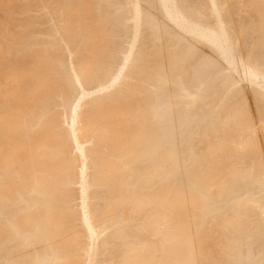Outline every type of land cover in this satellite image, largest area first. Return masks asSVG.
<instances>
[{
    "label": "rangeland",
    "instance_id": "374dc122",
    "mask_svg": "<svg viewBox=\"0 0 264 264\" xmlns=\"http://www.w3.org/2000/svg\"><path fill=\"white\" fill-rule=\"evenodd\" d=\"M8 1H9V7L11 6L10 9L13 8V12L15 9L19 10V11L15 10L18 14L16 12L14 13L15 15L17 14L15 19L18 18L17 21L20 23L19 24L20 27L19 26L17 27V29H19L18 31L20 32V33H17V37H19V34H22V35L26 34L25 37L20 35L24 38H22V42L20 43V45H21L20 46V52H19L20 54H18V56L23 55L24 53L26 55L28 54L27 56H29L31 54L33 55L34 52L39 51L38 53H36L34 55L37 56L39 54L38 55L39 57L37 56L36 60H38V59H39L38 61L41 60L40 61L41 63L40 62L38 63V61H37L38 64L36 63V64L32 65L33 63H32V61H30L31 62L30 66L32 65V67H33V68L31 67L32 72H31V70H29V69L28 70L30 71V74H31L34 72L33 70L36 68L35 73H36V71L37 72L39 71V73H36L38 76L41 75V72L43 70L42 75L44 77V82H45V85L50 88L49 89L50 92L45 96V98H47V100H44L42 102L41 106L39 105L41 107V108L39 107L40 110L38 109V111L40 113L36 114L37 113L36 112L33 115L34 117L32 116V118H34V122L32 121L33 119L31 118V116L28 115V118L29 117L31 118V120H29V123L32 124V125H30V124L29 125L31 128L33 127L31 130L32 131L36 130V131L35 132H31V130L26 131L25 129L29 128L28 123L26 121V120H28L26 115H27V113L29 114V112H27L26 115H24L22 117L23 119L20 118L21 120H18L19 119L18 117H20L22 114H24V112H22L24 110V108H22L23 109L22 110L20 108L21 106H18V104L22 105L24 102L28 101V99L33 96L34 91L31 92L33 94L29 93L28 94L29 96H26L25 94L23 96V93H21V91H19V89H16V87L17 88L19 87L21 90L22 87L18 86V85H21L19 83L20 82L19 80H22V78L19 75V77L21 79L18 80L19 77H17L16 79L14 78V80H13L12 77H16L18 75L17 73L20 74V72L18 70V63H20V61H22V59H18V57L17 58L13 57V55H12V57L14 59L12 57L11 58L13 59V61L18 59V63H16L17 61L13 62L11 59L9 60L6 57L2 59V60L6 59V60H4L5 62H3L0 59V79L2 78L3 80H1V82L3 81L5 83L4 84L3 82L2 83L0 82V89H1L0 91L5 92V94H6L5 96H3V98L4 97H5V99L8 98V100H6V102H4L5 99L2 98L3 103H5V104L2 103L3 105L1 104L2 101H0V105H1L0 106V116L2 115L1 117L5 118V120L3 118V121H6V123L11 121V119H12L11 115L12 116L13 115L18 116V117L13 116V118H17V120H18L15 123H14V121H11L14 124L11 122L7 123L8 125L9 124L13 125V126L10 125L9 127L7 126V124L5 122H2V120H1L2 123L0 122V124L1 125L3 123L4 124L2 126L0 125V128L2 127L0 129V131H2L4 129L3 127H5L7 132H14L16 134V132L19 129H22V130H19V131H21L19 133L22 135L23 130H25L24 133H26V134H23L25 136H22V137H23V140L27 139L26 140L27 142H30L33 135H35L37 132H39V130L42 128L45 130L47 129L46 131H47L48 135H47V133H45L46 138L47 137L49 138L50 133H52L53 135H55V134L57 135V136H55L56 138H54V139L51 138V140L56 139V141L58 142V144L56 143V148H54V151L52 152V154L55 152H58V156L56 158L62 157L61 158L62 161L60 163L61 166H59L58 171L60 172V174H62V175L66 174L69 177V181L64 185V187H63V185H60L57 183V185H60L59 187H63L65 189L64 196H66L61 202H58V205L61 207L62 211L67 215L65 222H67V221L70 222L69 223L70 229L72 230V228H75L77 226L76 227L77 232H78L77 239H76L74 244H72L71 242L69 243V245L71 246V249H73L74 253L72 252L71 254H72V257H74L73 260H75L76 264H85L86 263V260L89 257L85 253L86 251H89V254H91L90 260L92 263L94 262V264H108L107 262H110L109 264H155L156 261L158 264H161L160 263L161 261L163 262L162 264H164L165 262H166V264H168V263L179 264L180 261L182 263H185V264H187L188 261H189L188 264H208V263L211 264L210 262H212L214 264H219L220 261H223V264H225V262H226V264H231V263L234 264L235 262L233 261L234 262L233 263L232 259L235 260L237 258L236 260H238V258H240V257L244 258V259L248 258L249 259L248 264H251L252 261H253L252 262L253 264H263V262H264V231H261V233H260V229L258 228V226L261 223H264V222H262V221H264V218H263L264 215L261 214V216H260V215L255 214L254 210L252 209V206H253L252 203L254 204L253 201L264 196V194L262 193V192H264V189L262 188V187H264L263 186L264 183H261V182H264L263 177L261 178V175L264 176L263 175L264 174V167L261 166L262 165L261 162L264 163V158H263V156H264V153H263L264 152V125L262 124V123H264V99H260V95L256 94L254 89H249L248 87L246 88L245 83L244 84L240 83L235 88L233 86L227 85L229 83H230V85L232 84L231 82H229L230 77L228 75H226V78H225V76H222V78H220L219 73H218V71L220 70V64L217 61V59H213L215 57L212 53V50L210 49L211 47L207 46V44L205 45V43L203 44V41L201 43L200 40H197V41L193 40L188 35L185 38H183L184 36H182V34L179 31L176 32L177 30H174L175 28L170 27L171 24L164 22V20L161 19V18H163L162 13L157 8V4H155L156 3L155 0H142V2H143L142 10L147 9L146 10L147 13L143 10L144 13L146 14L145 15L146 17L144 16V13H142L144 16V18H142L143 19L142 23L145 21L144 24H146V25L148 24V25L146 26V25L142 24L143 26H146V27L142 26L141 27V29H143L142 31L140 29V33H142V34L141 35L139 34L138 39L141 38V40H138V41H140V43H138V41H137L138 44L136 45V47H137L136 50L138 49L139 51L137 50V53L135 52V54H134L135 56L134 57L132 56L133 59L130 60L131 64L129 63L131 66L128 67V65H127V67L125 69L126 71L124 70L125 72L123 74H125V75H123V76H125V77H123V76L122 77L126 78V79L124 81H123V79H120L122 81V82L119 81L120 83L118 82L120 84V88L118 87L117 84H116L117 88L115 85L109 86V84H110L109 80H111L113 75L117 72V69H118L117 66H119L118 64H121L123 56L125 55V52H127L126 48H128V46H129L128 44H130L129 43L131 41L130 38H132V37H130L131 35H129V34H132L131 33L132 28L130 29V27H131V23L134 19L133 18L134 16L132 13L133 9L131 8V6L128 7V5L130 4V3L128 4L129 1H127V0H125V1L124 0H101L102 2L99 0H91V1H89V0H44V1L43 0H16V1L8 0ZM11 1L13 4H11ZM108 1H109V3H108ZM223 1H224V6H225V11L227 8V13L225 15L232 22V23H230L231 27L229 24V22H230L229 20H227V21H229L227 23H228L229 27L232 29V32H234V36L239 38V46H241V48L239 47V49H240L241 53H243L245 56L248 57V55L251 53L249 51H252V53L255 51L254 54H252V53L250 54L249 58L250 59L254 58V60H255V57H256V60H258L257 62H259L261 65L262 64L264 65V19H262L264 16H261V14L262 15L264 14V0H259V1L255 0L253 9H251L250 7L253 6L252 2L254 0H251V1L244 0L243 2L244 3L246 2L245 4L242 2V0H240V1L239 0H223ZM122 2H124V3L122 4ZM125 2L128 5H126ZM192 2L195 5H197L199 11L202 14H206L208 16V13H209V15H210V8H209L207 0H192ZM238 2L239 3L242 2L241 6H243L242 4H244V7H246V8H242V7L238 6V5H240ZM256 2H259L258 4H260V5L258 6L257 4H255ZM236 3H237V5H236ZM77 4H79V6ZM155 5H156V7H155ZM234 5H235V7H234ZM40 6H42V7H40ZM144 6H146V7H144ZM230 6H231V9H230ZM255 6H256V8H255ZM260 6H262V7L260 8ZM6 7H8V6H6ZM258 7L260 9H258ZM101 8H102V10L100 11ZM103 8H105V9H103ZM150 8H152V9H150ZM208 8H209V10H208L209 12L207 11ZM233 8H237V9H233ZM248 8L251 11L248 10ZM88 9H89V11H88ZM96 9L97 10L99 9L98 10L99 12ZM155 9H156V11H155ZM238 9L240 11L242 10L241 13ZM243 9H245V10L243 11ZM255 9L259 10V12L257 13V10H255ZM7 10H9V9H7ZM118 10H120V11H118ZM157 10H159L160 12L159 11L157 12ZM230 10H232V11H230ZM4 11H5V14H3L4 16L6 14H9V15H11V14L8 13V11L6 12V8H5V10L3 9L2 11H0V13H1L0 14V29H1V31H0V37H1L0 38V44L5 49H7V47H5V46L8 45V43H9L8 41H10V40H8V38H10V39L14 38L13 36L16 35L17 29L15 26L18 25V22L16 23L17 25H15L16 21L14 22V20H13L14 24L11 22L10 19H9V21L11 23L6 21V20H8V18L14 19L15 15L13 14L14 16L11 15L9 17H8V15H6V17L4 18V16L2 15V12L4 13ZM25 11L26 12L28 11V12L26 13ZM238 11H239V13H238ZM248 11L250 13H246ZM155 12H156V14H154L155 16L153 17L152 13H155ZM231 12H232V14H231ZM243 12H245L247 15H245ZM235 13L239 14L240 18L237 17L238 15L235 16L236 15ZM242 13L244 16L242 15ZM65 14H67L68 16H65ZM97 14H98V17H97ZM248 14H249V16H248ZM258 14H260V15H258ZM28 15H30V16H28ZM76 15H77V19H76ZM149 15H151V16L149 17ZM156 15L157 16L159 15L158 18L160 19V21ZM233 16H235V17H233ZM250 16L252 18L249 19ZM254 16H257V17L255 18ZM231 17H233V19ZM1 18L2 19L4 18V19L2 20ZM58 18H60V19H58ZM53 19L55 20L54 22H53ZM129 19L132 21L131 22L128 21ZM48 20H49V22H48ZM73 20H75V21L73 22ZM97 20H99V21L96 22ZM161 20H163V21H161ZM238 20H239V22H238ZM241 20L243 22L245 20V23L240 24V22H242ZM248 20L249 21L251 20V21L249 22ZM260 20H262L263 23L260 22ZM32 21H33V23H32ZM52 22H53V26H52ZM95 22H96V24H95ZM234 22L237 24H235ZM254 22H255V24H254ZM165 23H167V24H165ZM11 24H13L14 26L13 25L11 26ZM24 24H25V26H24ZM150 24H151V26H150ZM158 24H159V26L160 25H162V26L159 27ZM97 25H98V27H97ZM119 25H121V26H119ZM122 25H124L125 27ZM163 25H164V27H163ZM246 25H249V27H251V28L249 29V27L248 26L246 27ZM156 26L158 27L157 29L154 28ZM165 26H167L168 28H165ZM12 27H14L15 28L14 30H16V31H14L15 34H13V32H12L13 31ZM53 27H55L56 29ZM24 28L26 30H24ZM149 28L152 31H150ZM20 29L22 31H20ZM158 29H160V32L159 31H157V32L160 34H158L156 32V30H158ZM162 29H164V30H162ZM166 29H169L170 31L166 30ZM9 30L11 31L10 34L8 33V32H10ZM56 30L58 32L60 30V33H58ZM235 30H236L237 34H235L236 33ZM238 30H239V32H238ZM4 31L5 32L7 31V32L5 33ZM53 31L55 32L54 34H53ZM242 31H244L245 33ZM22 32L23 33L25 32V33L23 34ZM172 32H173V35H172ZM249 33H250V35H249ZM56 34H58V35H56ZM65 34H66V36H65ZM246 34H247V36H246ZM151 35H153L155 37L152 38L153 36L150 37ZM179 35L181 36V39H178V38H180ZM160 36H162V37H160ZM250 36H253V37H250ZM145 37H147V38L145 39ZM187 37H189V38H187ZM58 38H61V39H58ZM101 38H102V41H101ZM123 38H124L126 43L124 42ZM126 38H127V40H126ZM142 38H143V40H142ZM255 38L257 41L256 40L254 41ZM154 39L156 40L155 43L153 42V41H155ZM157 39H161V40H158V42H157ZM260 39H261V41H260ZM128 40H130V41H128ZM45 41H47V42H45ZM60 41L61 42L64 41V43H61ZM192 41H194V42L191 43ZM151 42H153L154 44ZM160 42H163V43H160ZM186 42H188V43H186ZM241 42H242V44H241ZM67 43H69V44L67 45ZM22 44H23V46H22ZM73 44H74V46H73ZM78 44H79V46H78ZM126 44L128 45L127 47H126ZM141 44H144V45H141ZM176 44H178L179 46ZM199 44H201V45H199ZM252 44L255 46V48L250 47V48H253V49H250L249 46H252ZM189 46H191V47H189ZM65 47H67V48H65ZM73 47H74V50H73ZM173 47H174L175 52L173 50ZM176 48H178V49H176ZM203 48H204V50H203ZM248 48H249V50L247 51ZM97 49H98V54L96 52ZM199 50L202 52H200ZM69 51H72V52H69ZM73 51H75L76 53ZM155 51H156V53H154ZM68 52H69V55H68ZM246 52H248V53H246ZM71 53L73 55H70ZM202 53H203V55H202ZM74 54H76L75 57H74ZM185 54H186V56H185ZM197 54H199V55H197ZM206 54H207V57H206ZM155 55H156V59H154V61H152ZM68 56L69 57L71 56V58L69 59ZM207 58L209 61L207 60ZM67 59L71 61V67H69L70 65H68V64L70 63V61H68ZM205 59L209 63H211L212 60H214V62H212L213 64L218 62L215 65L218 66L219 68L216 66H213L212 63L210 65H209V63H208V65H206L207 62ZM85 60L87 63L89 73L91 74L87 78L81 77L82 75L80 72V62L85 61ZM138 60H140V61H138ZM261 61H262V63H261ZM11 62L15 63V65L16 64L17 65L14 66V64H12ZM9 63H11L14 68H12V65L10 64L11 65L10 66ZM5 64L8 65V66L7 65L6 66L9 69L5 66ZM152 64H153V68L155 65L154 73H148L147 74L148 71L153 70ZM40 66H41V68H40ZM136 66H138V67H136ZM38 67L40 69H37ZM4 68L7 70L5 71ZM71 68H73L74 70H72ZM127 68H129V70ZM201 68H202V70H201ZM211 68H213V73H212ZM214 68H216L215 72L217 71V73L214 72ZM14 69H16V70H14ZM26 69H27V67H26ZM8 70H12L15 73L14 74L11 71H9V72H11V74H13V76L10 78H9L10 75H7V74H9V73H7ZM15 71H18V72H15ZM76 71H77V73H76ZM205 71H207L208 73L210 71L212 73V74L209 73L210 76L215 75L214 79L220 78V80L215 79V81H214L213 76L210 77L208 75V73ZM4 72H6L7 74H5ZM63 72H65V73H63ZM78 72L80 73L81 76H79ZM199 72H201V74ZM3 73H4V75H3ZM74 73H76L78 75V77H80L79 79H80L81 84L88 87L89 89H96V88L100 87L98 90H96V92L97 91L99 92V90L101 89L102 83L104 85H106V84L108 85L107 86L108 88L106 89L107 92L106 91L102 92L103 87L106 88L105 86H103L102 90H100V94L98 92H97L98 95L96 94V92H95V94L93 93L94 99L89 96V97H87L89 99L86 98L87 100L84 98L83 102H86V103H83V102L80 103L82 110L79 109V111L82 113L79 112V115H80L79 117L83 121L81 123L83 128H82V131L80 132L81 135L78 134L79 137L81 136L80 139L77 135L78 140H80L81 144L84 143L85 144L84 146L88 145V147L89 146L91 147V148L86 147V149H85L86 154L84 153V156H80V159H82L84 161L85 158L87 159V157H89L87 160H85L87 162H84V163H87V164H85V167L88 169L87 170L88 172L86 171L87 172L86 177L88 178V176L90 175L89 178L87 179V181L89 183V189H90L89 202H90V204H92L91 205L92 207L90 206L89 208H91L90 211L92 212V217H93V218L91 217V219H94L91 221L95 224V227L97 230V235H98L97 240L99 239L98 243H94L95 240H93V242H92L91 240L86 238V235H85L86 231L84 230V227L78 225V223H80V221H81L79 219V217L81 216V205H80V203H81L80 198L81 197L79 194L80 193V190H79L80 185L78 186L77 184L78 183L81 184V182H80L81 181L80 180L81 179L80 178L81 172L79 171V169H81L82 163H79L80 159L78 157H79L80 153L79 152L75 153V151H77V150H75V148L73 147L72 141H71V136L68 132V126H69L68 123L70 121L71 110H72L71 108H73L74 104L76 103L77 97L80 95V92H78V91H80L78 88L80 86H78L79 83L76 82V80L74 79V77H75ZM176 73L179 74L180 77L179 76L176 77L177 76ZM205 73H207V74L205 75ZM190 74L192 75V77ZM195 74L199 75V77ZM216 74H218L217 77H216ZM1 75L8 76V79H7V77L3 78ZM126 75L130 78L126 77ZM146 75H149V76H146ZM193 75H195V76H193ZM207 76H209V77H207ZM176 78L177 79L180 78V84L182 86H180V84L178 83L179 79L177 80ZM208 78H211V79H208ZM129 79H131L130 82H129ZM161 79H162V81H161ZM165 79H166V81H165ZM204 79L205 80L208 79L209 81L207 80V83H205L206 81ZM212 79H213V81H212ZM226 79L229 80L228 83H225V82H227ZM172 80H174V81H172ZM183 80H184V82H183ZM216 80H218V81H216ZM221 80L223 81L224 84H222ZM132 81H133V83H132ZM134 81H135V83H134ZM169 81H170V83H169ZM202 81H204V82L201 83ZM141 82H143V84ZM158 82H160L161 85ZM208 82L210 84L209 86H208ZM156 83H158L160 86ZM204 83H205L207 89L203 87V86H205ZM190 84H192V85H190ZM199 84L203 85V86L200 85V87L202 86L203 89L201 88L199 90L200 87L197 88V86H199ZM221 84H222V86H221ZM147 85H149V86H147ZM177 85L180 86V88ZM189 85H190V87H189ZM239 85L241 86L240 88L238 87ZM220 86L225 87V88L223 89ZM12 87H14V88H12ZM149 87H151L152 89ZM183 87H186V88H183ZM230 87H231V89H230ZM8 88H9V90H7ZM110 88H111V90L108 91V89H110ZM112 88H113V90H112ZM177 88H178V90H177ZM188 88H189V91L194 90V91H196V93L198 92L197 96L199 98H196L195 96H194L195 98L191 97L190 99H193V100H190V102H189L188 97H183V96H186L187 93L185 95V93L182 92L183 91L182 89H184V92H186L188 90ZM194 88H197L199 91L197 89L195 90ZM159 89H161V90L163 89L162 91L164 93L170 92L169 93L170 96H168V94H163V92L162 91L160 92ZM233 89H236V90H234V92H233ZM14 90H16V91H14ZM155 90L159 91L160 93L156 92ZM164 90H166V91H164ZM176 90H177V93L180 90V92L183 94H181L179 92L178 93L179 95H178L177 93H175ZM8 91H13V92L19 91L18 95H20V93H21L22 98H21V96H20V99L18 98L19 96L15 97L17 95L15 93H12V92H9L11 96L7 95ZM201 91H202V94L205 92V94H204L205 96H203L201 94ZM101 92H102V94H101ZM199 92H200V94H199ZM224 92L227 96L232 95V98L228 99L229 101L227 100L228 97H226ZM103 93H105V94H103ZM13 94H14V96H13ZM241 94H242V96H241ZM160 95H163V96H160ZM233 95H234V97H233ZM6 96H7V98H6ZM12 96L14 99L13 103L11 101ZM175 96H179V97H177V100L175 99L176 98ZM250 96H251V98H250ZM1 97H2V95H1ZM59 97H61L62 99ZM162 97L165 99H163ZM222 97H226V98H222ZM101 98L102 99L105 98L107 100V107H108L109 111L107 113H106V111H100V113L99 112L96 113L97 117L95 116V117L91 118L92 122L86 123V121H85L87 119L86 115L88 114L87 112L90 109V106L94 105L93 103H95L97 100H99ZM184 98H186V99H184ZM15 99L16 100L19 99V101L18 100L16 101ZM182 99H183V102H182ZM194 99L196 100V102H194ZM198 99L200 101H197ZM221 99L223 101H221ZM247 99H248V101H247ZM20 100H22V101H20ZM185 100H187V101L184 102ZM15 101H16V103L18 102L16 104L17 107L15 106ZM103 101H101V102H103ZM191 101H192V103H191ZM19 102H21V103H19ZM188 102L191 105L195 104L196 109L194 106L193 107L191 105L187 106V105H189ZM220 102L222 103L221 105H220ZM46 103H47V105H46ZM152 103H157L159 105V110H161V111H163V109L166 108L168 110L169 116L172 118L171 120L169 119L170 120L169 126H171V127H168L170 129V132L172 131V133L169 132V136H168L169 138L167 139V141L165 143L167 147L171 143L170 144L171 149L169 147L168 148L171 150L172 154L169 155V157L171 156L170 159L168 157H167V159L165 157L164 158L162 157L164 160L168 161V164L166 163V161H163L162 159H160L161 155L159 157V155L157 153L152 151L151 146L154 145L156 142H158V140L161 139L160 134L158 132H155V130L153 129L155 127V125H154L155 122L158 120L157 119L158 115H156V111H154V113H155L154 114L153 111H151L150 109L146 110V108L150 107ZM83 104H84V106H83ZM98 105H99V102H98ZM170 105H172V106L170 107ZM212 105H213V107H212ZM216 105H218L219 110H217V108H215ZM223 105L224 106L226 105L225 108L223 107ZM24 106L25 105H22V107H24ZM48 106L50 108H48ZM9 107L14 109V111L12 109H10ZM13 107H16V109H18L16 115H15V113L11 114V111L16 112L15 111L16 109ZM57 107H59V108H57ZM182 107H183V109L181 110ZM186 107L191 108V109H189L190 113H188V114L186 113L188 111ZM210 107H212V108L210 109ZM244 107H245V109H244ZM20 109H21V111H20ZM200 109H201V111H198ZM230 109H231V112H230ZM111 110H114L115 112L111 113ZM195 110H196V112H195ZM3 111H4V113H3ZM18 111L20 113L22 112L20 116H19ZM42 111H44V112H42ZM182 112H184V113H182ZM206 112H209V113L211 112L210 114H213V112H214V114L210 115L208 113L209 114L208 115ZM205 113H206V115H205ZM7 114H10L9 115L10 121L8 120ZM183 114H184V116H183ZM46 115H47V117H46ZM68 115H70V116H68ZM215 115L220 116V119L218 117V120H217V117ZM37 116H38V118H37ZM251 116H254L255 118L251 117ZM25 117L27 119H25ZM44 117H45V119H44ZM174 117H176V118H174ZM184 117H187L186 120ZM207 117H208V119H206ZM211 117H213V118H211ZM41 118H42V120H40ZM12 120H15V119H12ZM23 120L26 122L24 123ZM199 120H200V122H199ZM20 121L23 124H20L21 123ZM45 121H46V124H45ZM205 121H206V123H205ZM211 121H213V122L215 121V124L213 122L211 123ZM64 122H67V124H65ZM180 122H182V123H180ZM196 122H197V124H196ZM37 123H39V124H37ZM200 123H202V124H200ZM258 123H259V125H258ZM5 124H6V126H5ZM16 124L18 125V127ZM24 124L28 128L23 126ZM198 124H200V127ZM44 125L45 126L49 125V126L48 127L46 126L47 127L46 128ZM197 125H198L199 130L202 132V135L200 134L201 132L196 131V130H198L196 128ZM214 125L218 126L219 128H216V126H215V128H213V131L215 129L216 130L213 133V131H211V130H212V127H214ZM14 126H16L18 129ZM24 127H25V129H23ZM179 127H181V129ZM190 127L193 129H190V131H189L188 129ZM210 127H211V129H210ZM54 128L56 129L55 132H54ZM172 128H173V130H172ZM14 129L16 131H14ZM83 129H86V130H83ZM202 130L204 131V133ZM93 131H94V134H93ZM130 131H135V132H138L140 134L141 139L139 141V149L141 150V152H139V153H141V155H138V153L136 154V152L132 151L129 147L128 135H129ZM150 131H151V133H150ZM218 131H219V133H218ZM253 131H254V134H253ZM3 132L4 131H2L0 133L4 136L7 132H4L5 134H3ZM27 132H30L29 133L30 138L27 137V136H29L27 134ZM190 132L192 133V135H190L191 134ZM216 132H217V135H215ZM246 132H248V134ZM250 132H252V136H251ZM31 133H33V134L31 135ZM83 133L86 135H84ZM193 133L195 136L196 135L197 136L199 135V136L198 137L196 136L197 137L196 138L193 135ZM1 134H0V140L2 141V139H3L5 141V138L6 137L8 138L10 133L9 134L7 133L5 138H2L3 136ZM20 134H17L19 139L22 138ZM167 135L168 134H166V136ZM247 135H249V136L247 137ZM13 136H15L16 138ZM17 136L13 134L12 136L10 135V137H9L10 139L8 138L11 142H13L12 145L10 142V144L8 145L9 147L7 146V148H9L10 150L7 149L6 147H5L6 150L4 148V145L6 146L9 142L8 139H7V141H5V144L2 141L1 145H0V149H1L2 143L4 144L2 146L3 148L1 149V150L4 149L3 150L4 152H2L0 150L1 155L4 153L3 156L0 155V157H3V158H0L1 159L0 161L1 162L6 161L7 163L6 162L5 163L8 166V167L5 166L6 164L4 162H2L0 164V167H1L0 171L4 168V166L6 167V169H8V171L6 169H4V171H1L0 173L4 174L6 176L8 174H11L10 175L11 177L9 175L6 177V179H8V177H9V180L11 182L9 184L11 187L8 186L10 188V195H12V193L14 192L13 189L19 184V183H16L15 180H17L19 182V178L21 176H23V174H24V173L21 174V172H25V170H23V167L25 169H27V167H25V166H28V168L30 169V170L29 169L27 170L28 174L34 172V170H35L34 167H32L33 165L28 163L29 159L26 158V155L29 156V154H30V150H28L29 143L27 146V142H25V141L23 142L22 139L19 140L17 138ZM120 136H121V138H119ZM186 136H188V137H186ZM11 137H13V139L14 138L15 139L11 140ZM236 137H239L241 139L236 138ZM234 138H235V140L236 139H239V140L235 141ZM246 138L249 141L245 140ZM259 138H261V139L259 140ZM88 139H90V140L88 141ZM91 139H93V141H91ZM183 139L185 140V142H187V144L184 142ZM44 140H45V138H44ZM207 140H208L209 144H208ZM90 141H91V143H90ZM21 142L23 145L25 143L24 146L26 148L24 146H22V148H21L20 145H18V144H21ZM188 142H189V145L193 148L188 146ZM258 142H261V144ZM92 143H94V144H92ZM191 143H192V145H191ZM233 143L235 145H237L238 147L234 146ZM256 143L258 145H256ZM14 144L18 145V146L16 145L17 150H16V148H15L16 146H14ZM185 145H186V147H185ZM259 145L262 146V148L259 147ZM12 146H14L13 152L17 153V155L15 153L16 156H14V158L16 157L15 160H14V158H13V160H12V158H10L11 156L14 155V153L10 154L12 152V150H11ZM19 147H20V149H19ZM103 147H105L106 151ZM239 147H241V148H239ZM254 147H256V149ZM258 147H259V149H258ZM14 148L16 151L14 150ZM65 148H66V150H65ZM21 149H22V151H20ZM186 149H188V150H186ZM257 149L259 151H257ZM24 150H25V152H24L25 153V160L23 159V157H24L23 151ZM26 150H28L29 152H27ZM189 150L190 151L192 150V154L194 155V157L189 152ZM237 150H238V152H237ZM260 150L263 154L262 155L263 159H260V157H261ZM69 151H70V153H69ZM7 152L10 155H6ZM18 153H23L22 154L23 157H20V154H18ZM71 153H75V155L74 154L72 155ZM183 153H184V155H183ZM220 154L221 155L223 154V155L221 156ZM255 154H258V155L260 154V156L255 155ZM5 155L7 157L9 156L10 159L9 158L8 159L10 161L12 160L13 162L14 161L16 162L17 160L20 159L16 163L14 162V164L19 165L20 168L17 167V165H13L11 162L10 163L13 166L12 165L9 166V164H8L9 160H7V158H4ZM128 155H129V157H128ZM122 156L124 157V159ZM125 156H126V158H125ZM253 157L255 159L258 158L259 160L258 159L255 160ZM21 159H22V161H21ZM82 160H81V162H83ZM161 160L164 163H162ZM192 160H194V161L192 162ZM257 160H258V163H257ZM241 161H243V162H241ZM116 162H118V163H116ZM214 162H216V163L214 164ZM21 163H22L23 167H22V165H20ZM107 164L109 166H107ZM111 164H112V166H111ZM126 164H128V165H126ZM190 164H192V166ZM1 165H4V166H1ZM122 165H124V166H122ZM189 165L191 166V168L194 171L191 170ZM14 166H16L17 168ZM78 166H80V167H78ZM104 166H106V167H104ZM116 166H118V167H116ZM164 166H165V168H163ZM129 167L131 168V170ZM187 167H188V169L190 168V171L187 169ZM251 167H253V168H251ZM18 168L21 169V172L17 171ZM117 168H118V170H116ZM133 168H134V170H133ZM227 169H228V171H227ZM103 171H104L105 175H104ZM113 171H114V174L111 175L110 173L111 172L113 173ZM119 171L121 172L122 180L120 179L121 177H120ZM165 171H166V173H164ZM186 171L189 173H187ZM3 172H5V173H3ZM144 172H146V173H144ZM193 173H195L196 174L195 176H197V177H195ZM144 174H145V176H144ZM16 175L19 177H17ZM160 175H161V177H160ZM256 175L259 179L256 177ZM112 177H114L116 179V182H115V179ZM130 177H132V178H130ZM146 177H147V179H146ZM194 177L197 179V182H196V179ZM251 177L253 178V181H252ZM78 178H79V180H78ZM168 178H169V180H168ZM260 178H261V181H260ZM148 179H150V181ZM178 179H179V181H178ZM241 179H242V181H241ZM256 179H257V181H256ZM144 180L148 181L150 183L148 184V183L144 182ZM174 180H176V181H174ZM243 181L245 182L246 185L243 183ZM258 181H260V182H258ZM2 182H4V179ZM2 182L0 181V183H2ZM103 182H105V183H103ZM120 182H123V183H120ZM174 182L176 184H174ZM239 183H240V185L242 184V186H240ZM251 183H253V184H251ZM115 184H116V186H115ZM119 184H120V187L118 186ZM143 184H145L144 187H142ZM193 184L196 187L192 186ZM148 187H150V188H148ZM191 187H193V188L191 189ZM240 187H242V188H240ZM246 187H247V189H246ZM1 188H0V190H1ZM99 188H101V189H99ZM143 188H144V190H143ZM188 188H189V191H188ZM243 188H245V189H243ZM102 189H104V190H102ZM148 189H151L150 190L151 192ZM237 189H238V191H237ZM126 190H127V192H126ZM198 190H199V192H198ZM254 190H257V191L255 192ZM147 191L150 194H148ZM245 191H246V193H245ZM257 192H258V194L261 193L262 196H258ZM119 193H121V194H119ZM254 193H256V194H254ZM246 194H248V195L246 196ZM145 195H147L148 198L145 197ZM219 195L220 196L222 195L221 196L222 198ZM218 196H219V199H218ZM254 196H256V198ZM248 197H250V198H248ZM166 199H167V202H166ZM220 199H222V200H220ZM226 199H228V200H226ZM237 200H238V202H237ZM30 202H33V204ZM117 202L120 204H118ZM225 202H227V203H225ZM121 203L124 205L121 206ZM1 204H2V202L0 201V218H1L0 224L1 225L4 222L6 223L7 221H9L11 219V214H13L16 210H19V208H23L25 211L40 210L42 212L43 218L46 219L47 213L44 212V209L46 208V206H47V209L50 207L48 203L41 202L40 200L33 199V198L27 199V201L22 202V204H20L18 206H15V204H13V203H11V206L9 205L10 207L9 206L6 207L4 205L1 206ZM102 204L104 205V208L106 209L105 212H103V213H104V215L105 214L106 215L104 218L99 220L97 215H96V212H95L97 210V209H95L96 208L95 206H99V205L101 206ZM117 206H121V207L119 208ZM206 206H208V207H206ZM248 208L249 209L251 208L250 209V211H251L250 217L251 218L249 217L250 221H248V218H247L250 215V213H249L250 211ZM229 209H231L232 212ZM148 211H149V213H148ZM190 211H192V212H190ZM213 212H215L216 214L214 215ZM145 213H147L148 215ZM231 213H233V214H231ZM202 214H206V215H202ZM124 215H126V219H124ZM144 215L148 219L145 218ZM262 215H263V217H262ZM20 216L21 215H19V217ZM209 216L211 218H214V217L215 218L211 219ZM242 216L245 220L248 221V223H245L247 221H245V220L243 221V218H240ZM245 216H246V218H245ZM153 217H154V220H153ZM151 219L154 221V223L151 222ZM209 219H211V220H209ZM131 220H134V221H131ZM231 220H233V221H231ZM202 222H203V224H202ZM210 223H211V225L209 226ZM244 223L246 224V226H248V230H247V227L245 226ZM143 224H145V226ZM192 224H195V225H192ZM158 225H160V226H158ZM124 226L126 228L129 227L128 228L129 230L127 229V231H126ZM161 226H162V228H160ZM144 228H145V230H143ZM156 228H159V229L157 230ZM3 229H2V227L0 228V245H1L0 246V264L1 263H3V264L12 263L13 260L15 261L17 259L18 260L24 259V256L26 255L23 253L24 251H28V253H33L35 249H38V247H40L42 245L45 246L44 249L48 254V255L46 254L45 258L42 259V261H41L42 263H53L52 260L54 258L56 261H59V262L61 261L60 260V258H62L61 253L57 254L58 258H56V254L51 253L53 251V249L50 247V241L49 240L44 241L42 243V245L41 244L33 245L32 241H31L32 238H29L30 235H33L32 233H30L29 235H25L23 239H20L22 232L19 228L13 229L12 227H10L6 231H3ZM153 229H155L157 231V233H155V230L153 231ZM176 229H177V231H176ZM164 230H166V232ZM194 231H195V233H194ZM230 231H232V232H230ZM238 231H239V233H238ZM250 231H252V232H250ZM112 232H120V235L109 239L108 235ZM143 233H144V235H142ZM243 233H244V235H243ZM155 235H157L160 238H158ZM249 235L251 236V238H249L250 237ZM8 236H10V237L7 238ZM144 236H145V238H144ZM156 237L158 239H156ZM163 238H165V240ZM221 238H223V239H221ZM101 239H103V240L101 241ZM97 240H96V242H97ZM243 240L244 241L246 240L245 241L246 244H245V242H242ZM249 240L251 242L253 241L252 244L250 243ZM151 241L154 243H152ZM165 241H168V242L164 243ZM21 242H27V244L24 245L25 247L21 248V246H20ZM156 242H158V243L155 244ZM234 242L236 244L238 242V244L236 245ZM125 243H126V245H125ZM130 243H132V244H130ZM163 243H164V246H166V247L163 246ZM241 243H242V245H241ZM247 243H249L248 246H247ZM133 244H135V245H133ZM143 244H145V245H143ZM187 244L189 246L188 252L186 253V255L185 254L182 255L181 251L179 249L183 245H187ZM112 245H114V246H112ZM139 245H141V246H139ZM149 245H150V247H149ZM154 245H155V247H154ZM86 246H87V248H86ZM92 246H93V249H91ZM146 246H148V247H146ZM241 246H243V247H241ZM244 246H247L248 248L244 247ZM145 247L147 249H150V251L146 250ZM109 248H111L113 252ZM154 248H155V250H153ZM159 248H162V249L159 250ZM132 249H133V251H132ZM164 250L167 251V253ZM170 250H172L173 252L171 251V253L169 254L168 252H170ZM206 250H207V252H206ZM262 250H263V252H262ZM211 252L215 253V254H212L213 257L210 254ZM246 252L247 253L249 252L248 254H250V255L248 256V254ZM252 252H253V254H252ZM172 253H174V255L177 256V258H175ZM110 254H111V256H110ZM167 254H169L171 256V258ZM150 255H153V256H150ZM210 255H211L212 260L210 259ZM230 256H231V258H230ZM183 257H185V258L183 259ZM228 257H229V259H226ZM108 258H110V259L108 260ZM151 258L152 259L154 258V259L152 260ZM230 259H231V261L229 262ZM250 259H251V261H250ZM106 260H108V261H106ZM194 260H195V262H193ZM218 260H219V262H218ZM142 261H143V263H142ZM258 261H260L262 263H257ZM111 262H114V263H111ZM31 263H32V261H31ZM61 263L67 264V263H63V260ZM220 263H222V262H220Z\"/></svg>",
    "mask_w": 264,
    "mask_h": 264
},
{
    "label": "bare ground",
    "instance_id": "6f19581e",
    "mask_svg": "<svg viewBox=\"0 0 264 264\" xmlns=\"http://www.w3.org/2000/svg\"><path fill=\"white\" fill-rule=\"evenodd\" d=\"M14 1H16V0H14ZM44 1V0H43ZM89 1H91V0H89ZM88 1V2H89ZM99 1H101V0H99ZM125 1V0H124ZM127 1H129L128 2V4H126V2ZM126 2H125V4L126 5H128V7H130L131 6V8L133 9V11H132V13H133V21L132 20H128V21H132V23H131V27H130V29L132 30V34H129V35H131L130 37H132V38H130L131 39V41L130 40H128V41H130L129 43L130 44H126V47L128 46V48H126L127 49V52H125V55L123 56V59H122V61H121V64H118L119 66H117V72L113 75V77H112V79L111 80H109L110 81V84H109V86L110 85H115L116 86V88H117V85H118V87L120 88V82L119 81H121L120 79H123V81L126 79V78H123V77H125V76H123V75H125V74H123L126 70V67H127V65H128V67L129 66H131L130 64V60L131 59H133V57L135 56L134 54H135V52L137 53V50H136V45L138 44V43H140V41H138V40H141V38L140 39H138V37H139V34L141 35L142 33H140V29H141V27L143 26V25H146V24H144V22L142 23V18H144V16L146 15L145 13H144V11L146 12V10H142V4H143V2H142V0H127ZM208 1V5H209V8H210V15H209V13H208V16L206 15V14H202L200 11H199V9H198V7H197V5H195L193 2H192V0H155V4H157V8L161 11V13H162V17L163 18H161V19H163L164 20V22H167V23H169V24H171L170 25V27H173V28H175L174 30H177L176 32H180L181 34H182V36H184L183 38H185L187 35L188 36H190L193 40H195V41H197V40H200L201 41V43H202V41H203V44L205 43V45L207 44V46H210L211 48V50H212V53H213V55H214V57L215 58H213V59H217V61L219 62V64H220V70L218 69L219 67L218 66H216L215 64L216 63H218V62H216L215 64H213L212 62H214V60H212V65L213 66H216V67H218L217 69L219 70L218 71V73H219V76H220V78H222V76H225V78H226V75H228L230 78V81L229 80H227V82H225V83H228V81L229 82H231L232 84L230 85V83L229 84H227V85H229V86H233L234 88L235 87H237V85L238 84H240V83H245V86H246V88L248 87L249 89H254L255 90V93L256 94H259L260 95V99H264V65L262 66L259 62H257L258 60H256V57H255V60H254V58L253 59H250L249 57H250V54L252 53V51H249V52H251L249 55H248V57L247 56H245L243 53H241V51H240V49H239V47L241 48V46H239V38H237V37H235L234 36V32H232V29L230 28L231 27V24L230 23H232L231 22V20H229V18L228 17H226V13H227V8H226V11H225V6H224V1L223 0H207ZM240 1V0H239ZM244 0H242V2H243ZM248 1H251V0H248ZM257 1V0H256ZM259 1V0H258ZM6 2V3H5ZM29 2V1H28ZM31 2V1H30ZM64 2V1H63ZM62 2V3H63ZM77 2V1H76ZM87 2V3H88ZM95 2V1H94ZM102 2V1H101ZM100 2V3H101ZM114 2V1H113ZM234 2V1H233ZM232 2V3H233ZM241 2V3H242ZM254 2H255V0L252 2V4H253V6L252 7H250L251 9H253V7H254ZM24 3V2H23ZM26 3V2H25ZM107 3V2H106ZM108 3H109V1H108ZM124 2H122V4H123ZM226 3V2H225ZM239 3V2H238ZM241 3H239L240 5H238V6H240V7H242V8H246V7H244V4L246 3H244V4H242L243 6H241ZM249 3V2H248ZM259 2H256L255 4H257L258 6L260 5V4H258ZM11 4H13L12 3V1H11ZM17 4V3H16ZM28 4V3H27ZM41 4V3H40ZM76 4V3H75ZM118 4V3H117ZM121 4V5H122ZM146 4V3H145ZM144 4V5H145ZM198 4V3H197ZM24 5V4H23ZM34 5V4H33ZM78 6H79V4H77ZM82 5V4H81ZM80 5V6H81ZM88 5V4H87ZM96 5V4H95ZM119 5V4H118ZM120 5V6H121ZM147 5V4H146ZM230 5V4H229ZM236 5H237V3H236ZM262 5V4H261ZM6 6H8L9 7V1L8 0H0V11H2L3 9L5 10V8H6V12L8 11V13H10L11 15H13L18 9H15L14 10V12H13V8L12 9H10L11 8V6L8 8V7H6ZM39 6V5H38ZM84 6V5H83ZM100 6V5H99ZM116 6V5H115ZM148 6V5H147ZM40 7H42V6H40ZM73 7V6H72ZM76 7V6H75ZM107 7V6H106ZM127 7V6H126ZM144 7H146V6H144ZM155 7H156V5H155ZM234 7H235V5H234ZM237 7V6H236ZM262 6H260V8H261ZM3 8V9H2ZM15 8V7H14ZM99 8V7H98ZM109 8V7H108ZM209 8L207 9V11L209 10ZM238 8V7H237ZM237 8H233V9H237ZM255 8H256V6H255ZM259 7H258V9H260ZM7 9H9V10H7ZM103 9H105V8H103ZM116 9V8H115ZM150 9H152V8H150ZM230 9H231V6H230ZM97 10V9H96ZM99 10V9H98ZM97 10V11H98ZM102 10V8L100 9V11ZM121 10V9H120ZM120 10H118V11H120ZM123 10V9H122ZM127 10V9H126ZM154 10V9H153ZM159 10H157V12L159 11ZM204 10V9H203ZM239 10V9H238ZM245 9H243V11H244ZM248 10H250L249 8H248ZM255 10H257V9H255ZM19 11V10H18ZM35 11V10H34ZM61 11V10H60ZM88 11H89V9H88ZM143 11V12H142ZM155 11H156V9H155ZM159 11V12H160ZM230 11H232V10H230ZM234 11V10H233ZM240 11V10H239ZM239 11H238V13H239ZM242 11V10H241ZM241 11H240V13H241ZM247 11V10H246ZM251 11V10H250ZM262 11V10H261ZM26 12V11H25ZM28 12V11H27ZM26 12V13H27ZM47 12V11H46ZM99 12V11H98ZM122 12V11H121ZM209 12V11H208ZM259 12V10H257V13ZM17 13V12H16ZM32 13V12H31ZM68 13V12H67ZM89 13V12H88ZM123 13V12H122ZM142 13H144V16H143V14ZM147 13V12H146ZM245 15H247L246 13H250L249 11L248 12H243ZM243 13H242V15H243ZM1 14V13H0ZM3 14H5V11H4V13L2 12V15ZM18 14V13H17ZM16 14V15H17ZM48 14V13H47ZM153 14V17L155 16L154 14H156V12L155 13H152ZM231 14H232V12H231ZM236 14V13H235ZM261 14V13H260ZM260 14H258V15H260ZM6 15H8V17L9 16H11V15H9V14H6ZM6 15L4 16V18L6 17ZM15 15V14H14ZM13 15V16H14ZM16 15L14 16V19L13 18H8V20H6V21H8V22H10L9 21V19L11 20V22L13 23V20H14V22H15V25H17L16 23L18 22L17 21V19L18 18H16L15 19V17H16ZM123 15V14H122ZM206 15V16H205ZM238 15V16H237ZM241 15V14H240ZM251 15V14H250ZM254 15V14H253ZM12 16V17H13ZM28 16H30V15H28ZM65 16H68L67 14H65ZM73 16V15H72ZM71 16V17H72ZM151 15H149V17H150ZM157 16V15H156ZM159 16V15H158ZM158 16H157V18H158ZM235 16H237V17H239V14H236ZM235 16H233V17H235ZM244 16V15H243ZM248 16H249V14H248ZM261 16H264V14L262 15L261 14ZM64 17V16H63ZM97 17H98V14H97ZM146 17V16H145ZM233 17H231L232 19H233ZM236 17V18H237ZM246 17V16H245ZM244 17V18H245ZM255 18L257 17V16H254ZM3 18V19H4ZM51 18V17H50ZM61 18V17H60ZM60 18H58V19H60ZM228 18V19H227ZM240 18V17H239ZM250 18H252L251 16L249 17V19ZM254 18V19H255ZM2 19V18H1ZM2 19V20H3ZM72 19V18H71ZM76 19H77V15H76ZM91 19V18H90ZM119 19V18H118ZM132 19V18H131ZM159 19V18H158ZM262 19H264V17L262 18ZM163 20H161V21H163ZM227 20H229V21H227ZM243 20V19H242ZM241 20V21H242ZM5 21V20H4ZM41 21V20H40ZM55 20L53 19V22H54ZM71 21V20H70ZM75 20H73V22H74ZM99 20H97L96 22H98ZM115 21V20H114ZM127 21V22H128ZM158 21V20H157ZM159 21H160V19H159ZM158 21V22H159ZM249 21V20H248ZM251 21V20H250ZM249 21V22H250ZM10 22V23H11ZM38 22V21H37ZM48 22H49V20H48ZM53 22H52V26H53ZM96 22H95V24H96ZM227 22H229V24H230V27H229V25H228V23ZM236 22V21H235ZM234 22V23H235ZM238 22H239V20H238ZM260 22H262V20H260ZM27 23V22H26ZM32 23H33V21H32ZM78 23V22H77ZM84 23V22H83ZM126 23V22H125ZM160 23V22H159ZM167 23H165V24H167ZM243 24V23H245V20H244V22L242 21V22H240V24ZM263 23V22H262ZM5 24V23H4ZM14 24V23H13ZM13 24H11V26L13 25ZM19 22H18V25L17 26H15L16 27V29H17V27L19 26ZM46 24V23H45ZM44 24V25H45ZM60 24V23H59ZM98 24V23H97ZM143 24V25H142ZM235 24H237V23H235ZM254 24H255V22H254ZM7 25V24H6ZM64 25V24H63ZM79 25V24H78ZM148 25V24H147ZM146 25V26H147ZM262 25V24H261ZM14 26V25H13ZM24 26H25V24H24ZM32 26V25H31ZM43 26V25H42ZM55 26V25H54ZM71 26V25H70ZM73 26V25H72ZM119 26H121V25H119ZM122 26H124V25H122ZM146 26H143V27H146ZM150 26H151V24H150ZM158 26H159V24H158ZM162 25H160L159 27H161ZM169 26V25H168ZM239 26V25H238ZM241 26V25H240ZM249 27V25H246V27ZM20 27V26H19ZM57 27V26H56ZM61 27V26H60ZM97 27H98V25H97ZM125 27V26H124ZM129 27V26H128ZM149 27V26H148ZM153 27V26H152ZM163 27H164V25H163ZM169 27V28H170ZM235 27V26H234ZM242 27V26H241ZM254 27V26H253ZM13 28V34H15L14 33V31H16V30H14L15 28L14 27H12ZM53 28H55V27H53ZM154 28H158L157 26L156 27H154ZM165 28H168L167 26H165ZM164 28V29H165ZM237 28V27H236ZM235 28V29H236ZM245 28V27H244ZM251 27H249V29H250ZM11 29V28H10ZM23 29V28H22ZM39 29V28H38ZM56 29V28H55ZM126 29V28H125ZM164 29H162V30H164ZM171 29V28H170ZM246 29V28H245ZM7 30V29H6ZM19 29H17V32H16V35H14L13 37L14 38H8V40H10V41H8L9 43H8V45H6L5 47H7V49H5L1 44H0V59L2 60L3 58H7V59H11L12 61H13V57H18V59H22V61H20V63H18V59H16V60H14L16 63H18V70H19V72H20V74L19 73H17L18 75L16 76V77H12L13 76V74H11V72L12 73H14L12 70H8L7 71V73H9V74H7L6 72H4L5 74H7V75H10L9 76V78L10 77H12L13 78V80H14V78L16 79L17 77H19V75H20V77L22 78V80H19V79H21L20 77L18 78V80L20 81L19 83L21 84V85H18V86H21L22 88H21V90H20V88L18 87H16V89H19V91H21V93H23V96H24V94L26 95V96H29L28 94L29 93H31V92H33L34 91V94L33 93H31V94H33V96L32 97H30L29 99H28V101H26V102H24L22 105H25L24 107H22V105H20V104H18V106H21L20 108L22 109V108H24V110L22 111V112H24V114H22L21 115V113L19 112V116L20 117H18V116H14V117H18L19 119L18 120H21L20 118H22L24 115H26V113L27 112H29V114L27 113V118H28V115L29 116H31V118H32V116L36 113V114H38V113H40L39 111H38V109H39V107L41 106V104H42V102L44 101V100H47V98H45V96L50 92L49 91V87L48 86H46L45 85V82H44V77H43V75H42V72H43V70H42V72H41V75H37L36 73H39V71L37 72L36 71V73H35V69L33 70L34 72L33 73H31L30 74V71L29 70H31V72H32V65H34V64H36L37 63V61L39 60L38 58V60H36V57L39 55H37V56H35L34 54H36V53H38V52H34L33 53V55L31 56V55H29V56H27L25 53L23 54V55H20V56H18V54H20L19 52H20V43L22 42V38H24L25 37V35L26 34H24L23 32V34L24 35H22V34H19V37H17V33H20L19 31H18ZM24 30H26L25 28H24ZM28 30V29H27ZM69 30V29H68ZM143 29H141V31H142ZM149 30H150V28H149ZM154 30V29H153ZM166 30H169V29H166ZM165 30V31H166ZM173 30V31H174ZM240 30V29H239ZM239 30H238V32H239ZM244 30V29H243ZM0 31H1V29H0ZM10 31V30H9ZM20 31H22L21 29H20ZM57 31V30H56ZM72 31V30H71ZM150 31H152V30H150ZM157 31H159L160 32V29H158V30H156V32ZM170 31V30H169ZM5 32V31H4ZM7 32V31H6ZM5 32V33H6ZM58 32V31H57ZM235 32H236V30H235ZM242 32H244V31H242ZM241 32V33H242ZM251 32V31H250ZM9 34L11 33V31L10 32H8ZM55 32L53 31V34H54ZM58 33H60V30H59V32ZM90 33V32H89ZM144 33V32H143ZM146 33V32H145ZM158 33V32H157ZM156 33V34H157ZM166 33V32H165ZM240 33V34H241ZM245 33V32H244ZM255 33V32H254ZM41 34V33H40ZM39 34V35H40ZM85 34V33H84ZM158 34H160V33H158ZM179 34V33H178ZM177 34V35H178ZM235 34H237V32L235 33ZM239 34V33H238ZM252 34V33H251ZM256 34V33H255ZM254 34V35H255ZM12 35V34H11ZM20 35H22V36H24V37H22V36H20ZM47 35V34H46ZM56 35H58V34H56ZM107 35V34H106ZM155 35V34H154ZM172 35H173V32H172ZM249 35H250V33H249ZM253 35V34H252ZM3 36V35H2ZM6 36V35H5ZM54 36V35H53ZM65 36H66V34H65ZM104 36V35H103ZM153 35H151L150 37H152ZM158 36V35H157ZM163 36V35H162ZM162 36H160V37H162ZM180 36V35H179ZM240 36V35H239ZM246 36H247V34H246ZM4 37V36H3ZM8 37V36H7ZM11 37V36H10ZM60 37V36H59ZM105 37V36H104ZM141 37V36H140ZM155 36H153L152 38H154ZM159 37V38H160ZM250 37H253V36H250ZM1 38V37H0ZM63 38V37H62ZM147 37H145V39H146ZM149 38V37H148ZM158 38V37H157ZM164 38V37H163ZM162 38V39H163ZM187 38H189V37H187ZM262 38V37H261ZM58 39H61V38H58ZM82 39V38H81ZM172 39V38H171ZM178 39H181V36H180V38H178ZM252 39V38H251ZM31 40V39H30ZM43 40V39H42ZM57 40V39H56ZM68 40V39H67ZM123 40H124V38H123ZM126 40H127V38H126ZM142 40H143V38H142ZM155 40V39H154ZM158 40H161V39H157V42H158ZM170 40V39H169ZM187 40V39H186ZM250 40V39H249ZM256 40V38L254 39V41ZM259 40V39H258ZM5 41V40H4ZM28 41V40H27ZM101 41H102V38H101ZM137 41H138V43H137ZM178 41V40H177ZM190 41V40H189ZM257 41V40H256ZM260 41H261V39H260ZM2 42V41H1ZM42 42V41H41ZM45 42H47V41H45ZM57 42V41H56ZM61 42V41H60ZM124 42H125V40H124ZM154 43L156 42V40L155 41H153ZM153 42H151V43H153ZM194 41H192L191 43H193ZM263 42V41H262ZM61 43H64V41H62ZM126 43V42H125ZM153 43V44H154ZM160 43H163V42H160ZM159 43V44H160ZM186 43H188V42H186ZM198 43V42H197ZM251 43V42H250ZM25 44V43H24ZM60 44V43H59ZM66 44V43H65ZM69 43H67V45H68ZM116 44V43H115ZM180 44V43H179ZM195 44V43H194ZM241 44H242V42H241ZM254 44V43H253ZM252 44V46H249V48L250 47H254L255 48V46ZM260 44V43H259ZM54 45V44H53ZM64 45V44H63ZM125 45V44H124ZM141 45H144V44H141ZM176 45H178V44H176ZM190 45V44H189ZM196 45V44H195ZM199 45H201V44H199ZM198 45V46H199ZM249 45V44H248ZM261 45V44H260ZM22 46H23V44H22ZM45 46V45H44ZM73 46H74V44H73ZM78 46H79V44H78ZM139 46V45H138ZM179 46V45H178ZM194 46V45H193ZM192 46V47H193ZM243 46V45H242ZM176 47V46H175ZM183 47V46H182ZM181 47V48H182ZM189 47H191V46H189ZM260 47V46H259ZM61 48V47H60ZM65 48H67V47H65ZM169 48V47H168ZM196 48V47H195ZM198 48V47H197ZM207 48V47H206ZM249 48L247 49V51L249 50ZM262 48V47H261ZM176 49H178V48H176ZM191 49V48H190ZM250 49H253V48H250ZM259 49V48H258ZM257 49V50H258ZM73 50H74V47H73ZM136 50V51H135ZM173 50H174V47H173ZM188 50V49H187ZM203 50H204V48H203ZM245 50V49H244ZM31 51V50H30ZM36 51V50H35ZM64 51V50H63ZM66 51V50H65ZM122 51V50H121ZM139 51V50H138ZM182 51V50H181ZM200 51V50H199ZM69 52H72V51H69ZM69 52H68V55H69ZM73 52H75V51H73ZM96 52H97V54H98V49L96 50ZM173 52V51H172ZM174 52H175V50H174ZM177 52V51H176ZM197 52V51H196ZM200 52H202V51H200ZM260 52V51H259ZM76 53V52H75ZM78 53V52H77ZM87 53V52H86ZM89 53V52H88ZM95 53V52H94ZM122 53V52H121ZM154 53H156V51L154 52ZM153 53V54H154ZM191 53V52H190ZM246 53H248V52H246ZM255 53V51L252 53V54H254ZM96 54V53H95ZM200 54V53H199ZM199 54H197V55H199ZM12 55H13V57H12ZM70 55H73L72 53L70 54ZM75 55L76 54H74V57H75ZM123 55V54H122ZM202 55H203V53H202ZM212 55V56H213ZM31 56V57H30ZM133 56V57H132ZM141 56V55H140ZM153 56V55H152ZM185 56H186V54H185ZM13 59H12V58ZM39 57V56H38ZM69 57V56H68ZM67 57V58H68ZM73 57V56H72ZM142 57V56H141ZM206 57H207V54H206ZM71 58V56L69 57V59ZM137 58V57H136ZM183 58V57H182ZM202 58V57H201ZM204 58V57H203ZM209 58V57H208ZM208 58H207V60H208ZM263 58V57H262ZM154 59H156V55L154 56V58H153V60L152 61H154ZM190 59V58H189ZM4 60H6V59H4ZM4 60H2L3 62H5ZM68 60V59H67ZM66 60V61H67ZM142 60V59H141ZM206 60V59H205ZM204 60V61H205ZM206 60V65H208V61ZM211 60V59H210ZM8 61V60H7ZM13 61V62H14ZM30 61H32V65L30 66V64H31V62ZM41 61V60H40ZM40 61H38V63L40 62ZM68 61H70V60H68ZM79 61V60H78ZM103 61V60H102ZM138 61H140V60H138ZM25 62V63H24ZM75 62V61H74ZM105 62V61H104ZM199 62V61H198ZM12 63V62H11ZM11 63H9V65L11 64ZM37 63V64H38ZM41 63V62H40ZM130 63V64H129ZM134 63V62H133ZM132 63V64H133ZM201 63V62H200ZM211 63H209V65L211 64ZM261 63H262V61H261ZM12 64H14V66H16L15 65V63H12ZM11 64V65H12ZM25 64V65H24ZM138 64V63H137ZM7 64H5V66H6ZM10 65V66H11ZM42 65V64H41ZM60 65V64H59ZM68 65H70L69 67H71V61H70V63L68 64ZM117 65V64H116ZM198 65V64H197ZM196 65V66H197ZM218 65V64H217ZM4 66V67H5ZM8 66V65H7ZM6 66V67H7ZM27 67V69H26V67ZM148 66V65H147ZM166 66V65H165ZM200 66V65H199ZM204 66V65H203ZM32 67V68H31ZM61 67V66H60ZM67 67V66H66ZM74 67V66H73ZM104 67V66H103ZM136 67H138V66H136ZM151 67V66H150ZM185 67V66H184ZM211 67V66H210ZM209 67V68H210ZM8 68V67H7ZM12 68H14L13 67V65H12ZM40 68H41V66H40ZM39 67L37 68V69H40ZM154 68H155V65H154ZM154 68H153V64H152V69L153 70H150V71H148L147 72V74L148 73H154ZM189 68V67H188ZM5 69V68H4ZM9 69V68H8ZM29 69V70H28ZM72 70H74L73 68H71ZM128 70H129V68H127ZM143 69V68H142ZM186 69V68H185ZM212 69V73H213V68H211ZM215 69L216 68H214V72H215ZM7 69H5V71H6ZM14 70H16V69H14ZM125 70V71H124ZM131 70V69H130ZM201 70H202V68H201ZM204 70V69H203ZM209 70V69H208ZM9 71H11V72H9ZM54 71V70H53ZM66 71V70H65ZM71 71V70H70ZM168 71V70H167ZM211 71V70H210ZM209 71V73H211ZM15 72H18V71H15ZM72 72V71H71ZM74 72V71H73ZM80 72H81V75H80V73H79V76H81V77H84V78H87L89 75H91L90 73H89V70H88V67H87V63H86V60L85 61H81L80 62ZM198 72V71H197ZM203 72V71H202ZM205 72H207V71H205ZM2 73V72H1ZM4 73H3V75H4ZM63 73H65V72H63ZM76 73H77V71H76ZM76 73H74V79L76 80V82H78L79 83V85L78 86H80V87H78L79 88V90L80 91H78V92H80V95L77 97V99H76V103L74 104V106H73V108H71L72 110H71V116L70 115H68V116H70V121H69V123H68V132H69V134H70V136H71V141H72V145H73V147L75 148V150H77V151H75L74 149V151H75V153H77V152H79L80 154H79V159H80V156H84V153L86 154V152H85V149H86V147H88V145H86V146H84L85 144L83 143V144H81V142H80V140H78V137H79V135H81L80 134V132L82 131V120H81V118L79 117L80 115H79V109H81V102H83L84 101V98L86 99L87 97H91V98H93L94 99V94H95V92H96V90H98L99 88H96V89H89L88 87H86V86H84L83 84H81V82H80V77H78V75L76 74ZM94 73V72H93ZM129 73V72H128ZM193 73V72H192ZM200 74H201V72H199ZM198 73V74H199ZM208 73V72H207ZM207 73H205V75L207 74ZM209 73H208V75H209ZM211 73V74H212ZM215 73H217V71L215 72ZM15 74V73H14ZM56 74V73H55ZM132 74V73H131ZM146 74V73H145ZM177 74V73H176ZM3 75H1L3 78H6L7 77V79H8V76H3ZM59 75V74H58ZM93 75V74H92ZM140 75V74H139ZM174 75V74H173ZM191 75V74H190ZM195 75H197V74H195ZM195 75H193V76H195ZM204 75V76H205ZM217 75L218 74H216V77H217ZM50 76V75H49ZM57 76V75H56ZM98 76V75H97ZM123 76V77H122ZM146 76H149V75H146ZM160 76V75H159ZM165 76V75H164ZM180 77V75L179 74H177V76L176 77ZM198 77H199V75H197ZM203 76V75H202ZM210 76V75H209ZM209 76H207V77H209ZM213 76V75H212ZM212 76H210V77H212ZM215 76V75H214ZM214 76H213V79H214ZM72 77V76H71ZM122 77V78H121ZM126 77H128L127 75H126ZM174 77V76H173ZM191 77H192V75H191ZM48 78V77H47ZM128 78H130V77H128ZM127 78V79H128ZM164 78V77H163ZM195 78V77H194ZM220 78H215V79H219L220 80ZM59 79V78H58ZM132 79V78H131ZM131 79H129V82H130V80ZM169 79V78H168ZM177 79V78H176ZM179 79V80H178ZM177 80L179 81L178 83L180 84V78H178ZM192 79V78H191ZM208 79H211V78H208ZM207 79V80H208ZM213 79H212V81H213ZM215 79H214V81H215ZM1 80H3L2 78L0 79V82H1ZM6 80V79H5ZM4 80V81H5ZM11 80V79H10ZM17 80V81H18ZM97 80V79H96ZM205 80V79H204ZM207 80H205L206 82L205 83H207ZM16 81V80H15ZM159 81V80H158ZM161 81H162V79H161ZM165 81H166V79H165ZM172 81H174V80H172ZM209 81V80H208ZM211 81V80H210ZM216 81H218V80H216ZM3 82V81H2ZM1 82V83H2ZM48 82V81H47ZM75 82V81H74ZM75 82V83H76ZM119 82V83H118ZM122 82V81H121ZM140 82V81H139ZM164 82V81H163ZM168 82V81H167ZM183 82H184V80H183ZM193 82V81H192ZM204 81H202L201 83H203ZM221 82H222V84H224L223 83V81L221 80ZM4 83V82H3ZM73 83V82H72ZM92 83V82H91ZM132 83H133V81H132ZM134 83H135V81H134ZM142 84H143V82H141ZM160 85H161V83L160 82H158ZM158 83H156V84H158ZM169 83H170V81H169ZM177 83V84H178ZM205 83H204V85H205ZM5 84V83H4ZM17 84V83H16ZM117 84V85H116ZM122 84V83H121ZM138 84V83H137ZM153 84V83H152ZM158 84V85H159ZM193 84V83H192ZM192 84H190V85H192ZM222 84H221V86H222ZM159 85V86H160ZM165 85V84H164ZM190 85H189V87H190ZM197 85V84H196ZM200 85H202V84H199V86H197V88L198 87H200ZM210 84H209V82H208V86H209ZM235 85V86H234ZM242 85V84H241ZM2 86V85H1ZM6 86V85H5ZM103 86H105L106 88H104ZM108 85L106 84V85H104L103 83H102V86H101V89L100 90H102V87H103V91L102 92H107V87ZM128 86V85H127ZM138 86V85H137ZM147 86H149V85H147ZM154 86V85H153ZM158 86V87H159ZM169 86V85H168ZM175 86V85H174ZM178 86V85H177ZM180 86H182L181 84H180ZM180 86H178L179 88H180ZM194 86V85H193ZM203 86V85H202ZM202 86L199 88V90L202 88ZM207 86V87H208ZM220 86V87H221ZM7 87V86H6ZM114 87V86H113ZM125 87V86H124ZM165 87V86H164ZM195 87V86H194ZM204 88H206V85L205 86H203ZM211 87V86H210ZM227 87V86H226ZM232 87V88H233ZM239 88L241 87L240 85L238 86ZM5 88V87H4ZM12 88H14V87H12ZM115 88V87H114ZM149 88H151V87H149ZM183 88H186V87H183ZM197 88H194L195 90L197 89ZM221 88H225V87H221ZM245 88V87H244ZM152 89V88H151ZM156 89V88H155ZM191 89V88H190ZM203 89V88H202ZM207 89V88H206ZM222 89V90H223ZM230 89H231V87H230ZM238 89V88H237ZM1 90V89H0ZM7 90H9V88L7 89ZM100 90H99V94H100ZM109 90H111V88L110 89H108V91ZM112 90H113V88H112ZM134 90V89H133ZM154 90V89H153ZM160 90V92L163 90H161V89H159ZM177 90H178V88H177ZM177 90H176V92L175 93H177ZM183 91V93H185V95H186V93H187V95L186 96H183V97H188L189 98V102H190V100H193V99H190L191 97L193 98L194 96L196 97V98H199L198 96H197V93H196V91H194V90H192V91H189V88H188V90L186 91V92H184V89H182ZM198 90V89H197ZM198 90V91H199ZM226 90V89H225ZM228 90V89H227ZM234 90H236V89H233V92H234ZM248 90V89H247ZM246 90V91H247ZM14 91H16V90H14ZM19 91L18 92H13V91H8V94L7 95H10V93L9 92H12V93H15L17 96H15V97H18L19 99H20V96L22 95L21 93H20V95H18V93H19ZM156 92H159V91H157V90H155ZM164 91H166V90H164ZM169 91V90H168ZM189 91V92H188ZM204 91V90H203ZM206 91V90H205ZM3 94H2V93ZM96 92V94L98 95V93ZM102 92H101V94H102ZM154 92V91H153ZM155 92V93H156ZM159 92V93H160ZM163 92V91H162ZM180 92V90L178 91V93ZM237 92V91H236ZM248 92V91H247ZM7 93V92H6ZM11 93V94H12ZM94 93V94H93ZM170 93V92H169ZM169 93H164L163 92V94H168V96H170L169 95ZM172 93V92H171ZM177 93V94H178ZM181 93V92H180ZM183 93H181V94H183ZM210 93V92H209ZM223 93V92H222ZM254 93V92H253ZM69 94V93H68ZM93 94V95H92ZM103 94H105V93H103ZM199 94H200V92H199ZM201 94H202V91H201ZM205 94V92L202 94L203 96H205L204 95ZM224 94H225V92H224ZM223 94V95H224ZM234 94V93H233ZM1 95H2V97H1ZM6 94H5V92H3V91H0V101H2L3 99H5V97L3 98V96H5ZM76 95V94H75ZM174 95V94H173ZM179 95V94H178ZM207 95V94H206ZM226 95V94H225ZM224 95V96H225ZM11 96V95H10ZM13 96H14V94H13ZM13 96L11 97L12 98V103H13V101H14V99H13ZM60 96V95H59ZM93 96V97H92ZM157 96V95H156ZM160 96H163V95H160ZM159 96V97H160ZM167 96V95H166ZM172 96V95H171ZM241 96H242V94H241ZM176 98V100H177V97H179V96H175ZM182 97V98H183ZM194 97V98H195ZM226 97H228L227 98V100L228 99H231L232 98V95H229V96H227L226 95ZM226 97H222V98H226ZM230 97V98H229ZM233 97H234V95H233ZM249 97V96H248ZM3 98V99H2ZM6 98H7V96H6ZM10 98V99H11ZM21 98H22V96H21ZM59 98H61V97H59ZM75 98V97H74ZM156 98V97H155ZM163 98V97H162ZM169 98V97H168ZM213 98V97H212ZM250 98H251V96H250ZM249 98V99H250ZM19 99H17L18 101H19ZM62 99V98H61ZM87 99H89V98H87ZM86 99V100H87ZM105 98H101V99H99V100H97L95 103H93L94 105H92V106H90V109L88 110V114L86 115V117H87V119L85 120L86 121V123L88 122V123H90V122H92V119L91 118H93V117H95L96 116V113H100V111H106V113L109 111L108 110V107H107V100L105 101L104 100ZM163 99H165V98H163ZM184 99H186V98H184ZM6 100H8V98L7 99H5L4 100V102H6ZM16 100V99H15ZM16 100V101H17ZM24 100V99H23ZM92 100V99H91ZM90 100V101H91ZM104 100V101H103ZM146 100V99H145ZM168 100V99H167ZM173 100V99H172ZM10 101V102H11ZM16 101H15V106L17 107V103H16ZM20 101H22V100H20ZM89 101V100H88ZM101 101H103V102H101ZM187 100H185L184 102H186ZM197 101H200L199 99L197 100ZM221 101H223L222 99H221ZM229 101V100H228ZM232 101V100H231ZM247 101H248V99H247ZM252 101V100H251ZM98 102H99V105H98ZM182 102H183V99H182ZM188 102V103H189ZM194 102H196V100L194 99ZM225 102V101H224ZM262 102V101H261ZM3 103V101L1 102V104ZM19 103H21V102H19ZM51 103V102H50ZM83 103H86V102H83ZM103 103V104H102ZM164 103V102H163ZM176 103V102H175ZM187 103V104H188ZM191 103H192V101H191ZM226 103V102H225ZM233 103V102H232ZM252 103V102H251ZM3 104H5V103H3ZM2 104V105H3ZM102 104V105H101ZM186 104V105H187ZM197 104V103H196ZM219 104V103H218ZM222 103L220 102V105H221ZM224 104V103H223ZM227 104V103H226ZM13 105V104H12ZM40 105V106H39ZM46 105H47V103H46ZM162 105V104H161ZM191 104L189 103V105H187V106H190ZM252 105V104H251ZM1 106V105H0ZM63 106V105H62ZM83 106H84V104H83ZM165 106V105H164ZM172 105H170V107H171ZM192 107L194 106L195 107V104H193V105H191ZM217 106V107H216ZM215 106V108H217V110H219L218 108V105H216ZM226 106V105H225ZM225 106L223 105V107L225 108ZM12 107V106H11ZM16 107H13V108H15L16 109ZM161 107V106H160ZM212 107H213V105H212ZM212 107H210V109L212 108ZM4 108V107H3ZM2 108V109H3ZM10 108V107H9ZM19 108V107H18ZM41 108V107H40ZM48 108H50L49 106H48ZM57 108H59V107H57ZM83 108V107H82ZM86 108V107H85ZM173 108V107H172ZM185 108V107H184ZM187 108V107H186ZM214 108V109H215ZM221 108V107H220ZM258 108V107H257ZM10 109H12V108H10ZM21 109H20V111H21ZM56 109V108H55ZM66 109V108H65ZM151 110V111H153V113H154V111H156V115H158V120L155 122V127L153 128L154 130H155V132H158L159 134H160V136H161V139L160 140H158V142H156L154 145H152L151 147H152V151L153 152H155V153H157L158 155H159V157H160V155H161V158L160 159H162L163 161H166V160H164L163 158L165 157L166 159H167V157L170 159V157H169V155H171L172 153H171V143L169 144V148L166 146V141H167V139L169 138L168 136H169V132H170V129L168 128V127H171V126H169V121L172 119L170 116H169V114H168V110L166 109V108H164L163 109V111H161V110H159V105L157 104V103H152L151 104V106L150 107H148V108H146V110ZM183 109V107L181 108V110ZM189 109H191V108H187V114L188 113H190V111H189ZM194 109V108H193ZM195 109H196V107H195ZM244 109H245V107H244ZM13 111H14V109H12ZM17 110L18 109H16L15 111L16 112H12L11 111V114H13V113H15V115H16V113H17ZM40 110V109H39ZM47 110V109H46ZM82 110V109H81ZM84 110V109H83ZM132 110V109H131ZM177 110V109H176ZM221 110V109H220ZM130 111V110H129ZM158 111V112H157ZM192 111V110H191ZM198 111H201V109L200 110H198ZM212 111V110H211ZM223 111V110H222ZM252 111V110H251ZM9 112V111H8ZM42 112H44V111H42ZM41 112V113H42ZM113 112H115L114 110H111V113H113ZM185 112V111H184ZM184 112H182V113H184ZM193 112V111H192ZM195 112H196V110H195ZM216 112V111H215ZM219 112V111H218ZM230 112H231V109H230ZM229 112V113H230ZM3 113H4V111H3ZM10 113V112H9ZM80 113H82V112H80ZM152 113V114H153ZM179 113V112H178ZM181 113V114H182ZM201 113V112H200ZM207 114L209 113V112H206ZM206 113H205V115H206ZM211 113V112H210ZM209 113V114H210ZM221 113V112H220ZM224 113V112H223ZM46 114V113H45ZM69 114V113H68ZM117 114V113H116ZM155 114V113H154ZM203 114V113H202ZM208 114V115H209ZM213 114H214V112H213ZM213 114H210V115H213ZM218 114V113H217ZM237 114V113H236ZM8 115V120L10 121V118H9V115L10 114H7ZM18 115V114H17ZM82 115V114H81ZM175 115V114H174ZM177 115V114H176ZM186 115V114H185ZM2 116V115H1ZM0 116V117H1ZM13 116L11 115V118L12 119H15V120H12L11 119V121H14V123L15 122H17L18 120H17V118H13ZM50 116V115H49ZM107 116V115H106ZM155 116V115H154ZM182 116V115H181ZM183 116H184V114H183ZM187 116V115H186ZM200 116V115H199ZM216 116V115H215ZM7 117V116H6ZM34 117V116H33ZM36 117V116H35ZM46 117H47V115H46ZM97 117V116H96ZM210 117V116H209ZM214 117V116H213ZM213 117H211V118H213ZM217 117V120H218V117H219V119H220V116H216ZM222 117V116H221ZM251 117H254V116H251ZM4 118V117H3ZM3 118L1 117L0 118V122H1V120H2V122H5L6 123V121H3ZM26 117H25V119H27ZM31 118L29 117L28 118V120H26L27 121V123H28V127L30 128H28L27 126H25V124L23 125V126H25V127H27L28 129H25V127L23 128V129H25L26 131L28 130H31L32 128L30 127V125H32V124H30L29 123V120H31ZM37 118H38V116H37ZM154 118V117H153ZM174 118H176V117H174ZM183 118V117H182ZM185 118V120H186V118L187 117H184ZM202 118V117H201ZM243 118V117H242ZM255 118V117H254ZM7 119V118H6ZM23 119V118H22ZM33 120V122H34V118H32ZM44 119H45V117H44ZM54 119V118H53ZM65 119V118H64ZM170 119V120H169ZM199 119V118H198ZM206 119H208V117L206 118ZM205 119V120H206ZM210 119V118H209ZM4 120H5V118H4ZM40 120H42V118L40 119ZM47 120V119H46ZM103 120V119H102ZM154 120V119H153ZM215 120V119H214ZM230 120V119H229ZM10 121V122H11ZM24 121V120H23ZM26 121H24V123L26 122ZM53 121V120H52ZM55 121V120H54ZM64 121V120H63ZM66 121V120H65ZM98 121V120H97ZM208 121V120H207ZM262 121V120H261ZM1 122V123H2ZM10 122H7V123H10ZM21 122V121H20ZM19 122V123H20ZM32 122V123H33ZM39 122V121H38ZM51 122V121H50ZM199 122H200V120H199ZM198 122V123H199ZM202 122V121H201ZM204 122V121H203ZM213 121H211V123H212ZM235 122V121H234ZM233 122V123H234ZM251 122V121H250ZM6 123V124H7ZM11 123H13V122H11ZM13 123V124H14ZM18 123V124H19ZM44 123V122H43ZM48 123V122H47ZM65 124H67V122H64ZM118 123V122H117ZM180 123H182V122H180ZM205 123H206V121H205ZM210 123V122H209ZM214 124H215V121L213 122ZM4 124V123H3ZM2 124V125H3ZM6 124H5V126H6ZM20 124H23L22 122L20 123ZM30 124V125H29ZM37 124H39V123H37ZM45 124H46V121H45ZM196 124H197V122H196ZM200 124H202V123H200ZM200 124H198L199 125V127H200ZM243 124V123H242ZM263 125H264V123H262ZM1 125V124H0ZM1 125V126H2ZM10 125H12V124H7V126L9 127ZM17 125V124H16ZM27 125V124H26ZM61 125V124H60ZM84 125V124H83ZM117 125V124H116ZM153 125V126H154ZM186 125V124H185ZM194 125V124H193ZM198 125L196 126V128L198 129V130H196V131H198V132H201L200 130H199V128H198ZM204 125V124H203ZM206 125V124H205ZM254 125V124H253ZM258 125H259V123H258ZM13 126V125H12ZM11 126V127H12ZM22 126V125H21ZM45 126V125H44ZM43 126V127H44ZM47 126V125H46ZM45 126V127H46ZM49 126V125H48ZM47 126V127H48ZM51 126V125H50ZM176 126V125H175ZM195 126V125H194ZM215 126L216 125H214V127H212V130L211 131H213V128H215ZM245 126V125H244ZM10 127V128H11ZM14 127H16V126H14ZM17 127H18V125H17ZM16 127V128H17ZM39 127V126H38ZM46 127V128H47ZM54 127V126H53ZM109 127V126H108ZM149 127V126H148ZM263 127V126H262ZM2 128V127H1ZM0 128V129H1ZM5 130H6V128L5 127H3ZM9 128V129H10ZM15 128V129H16ZM178 128V127H177ZM180 129H181V127H179ZM203 128V127H202ZM206 128V127H205ZM216 128H219L218 126H216ZM221 128V127H220ZM2 130V131H4V132H7V130L5 131V130ZM13 129V128H12ZM14 129V131H16ZM18 129V128H17ZM53 129V128H52ZM118 129V128H117ZM149 129V128H148ZM152 129V128H151ZM190 129H193V128H189L188 130L190 131ZM210 129H211V127H210ZM245 129V128H244ZM11 130V129H10ZM19 130H22V129H19ZM17 131L16 132V134L14 133V132H7L8 134H9V137H10V135L12 136L13 134L14 135H16L17 136V134H20L19 132H21V131ZM25 130H23V132H22V135H21V137L22 136H25V135H23V134H26V133H24V131ZM47 130V129H46ZM45 129H40L39 130V132H37L35 135H33V137L31 138V140H30V142H27L26 140H23V137L21 138L22 140H23V142L25 141V142H27V146H28V143H29V148H28V150H30V154H29V156L28 155H26V158H28L29 160H28V163H30V164H32L33 166L32 167H34V172H32V173H30V174H28V172H27V170L29 169L28 168V166H25V167H27V169H25L24 167H23V165H22V163L20 164V165H22V167H23V170H25V172H21V169H19L20 167H19V165H17V164H14V162L12 161L13 160V158H14V156H16L17 155V153L16 152H13V147L14 146H16L17 144H14V146H12V148H11V150H12V152L10 153V154H12V153H14V155L13 156H11L10 158H12V160L10 161L9 159V156L7 157L6 155H10V154H8V152H7V154L5 155V157L4 158H7V160H9V162H8V164H9V166L10 165H17V167H19L18 168V170L17 171H20L21 172V174H23V176H21L19 173V175L21 176L20 178H19V182L17 181V180H15V182L16 183H19L14 189H13V191L15 192H13L12 193V195H10V188L8 187V186H10L9 184L11 183L10 182V180H9V177H8V179H6V177L9 175H11V174H8L7 176L6 175H4V174H2V173H0V181L2 182L3 181V179H4V182H2V183H0V188H1V190H0V201L2 202V204H1V206H11V203H13V204H15V206H18V205H20V204H22V202H24V201H27V199H29V198H33V199H37V200H40L41 202H45V203H48L49 204V208L47 209V206H46V208L44 209V212H46L47 213V218L46 219H44L43 218V216H42V212L40 211V210H37V211H25L23 208H19V210H16L13 214H11V219L9 220V221H7L6 223L4 222L2 225L0 224V228L2 227V229H3V231H6V230H8L10 227H12L13 229H20L21 230V232H22V235H21V238L20 239H23L24 238V236L25 235H29L30 233H32L33 235H30V237L29 238H32V244L33 245H39V244H41L42 245V243L44 242V241H46V240H49L50 241V247L53 249V251L51 252V253H54V254H56V258H58L57 257V254L58 253H61V256H62V258H60V262L59 261H56L55 260V258L52 260V262L53 263H42L41 261H42V259L43 258H45V256H46V254H47V252L45 251V246H40V247H38V249H35L34 250V252L33 253H28V251H24L23 253L24 254H26L25 256H24V259H17V260H13V262L12 263H5V264H62L61 262H62V260H63V263H67V264H76V262H75V260H73V258L74 257H72V252H73V249H71V246L69 245V243L71 242L72 244H74L75 243V241H76V239H77V236H78V232H77V226L75 227V228H72V230L70 229V227H69V221H67V222H65V219H66V214L62 211V209H61V207L58 205V202H61L66 196H64V193H65V189L63 188L64 187V185L69 181V177L66 175V174H60V172L58 171V168H59V166H61V161H62V157L61 158H56L57 156H58V152H55V153H53L52 154V152L54 151V148H56V143L58 144V142L56 141V139L55 140H51V138L52 139H54V138H56L55 136H57L56 134L55 135H53L52 133H50V135H49V138L47 137L46 138V136H45V133H47V131H46ZM55 128H54V132H55ZM83 130H86V129H83ZM90 130V129H89ZM172 130H173V128H172ZM177 130V129H176ZM179 130V129H178ZM204 130V129H203ZM202 130V131H203ZM216 130V129H215ZM214 130V131H215ZM242 130V129H241ZM248 130V129H247ZM2 131H0V132H2ZM9 131V130H8ZM13 131V130H12ZM36 131V130H35ZM35 131H32L31 130V132H35ZM116 131V130H115ZM214 131H213V133H214ZM226 131V130H225ZM228 131V130H227ZM243 131V130H242ZM250 131V130H249ZM3 132V134H5ZM49 132V131H48ZM52 132V131H51ZM66 132V131H65ZM85 132V131H84ZM223 132V131H222ZM240 132V131H239ZM256 132V131H255ZM261 132V131H260ZM6 133V134H7ZM30 132H27V134L29 135V136H27V137H29L30 138V134H29ZM87 133V132H86ZM103 133V132H102ZM117 133V132H116ZM148 133V132H147ZM146 133V134H147ZM150 133H151V131H150ZM170 133H172V131L170 132ZM187 133V132H186ZM191 133V132H190ZM197 133V132H196ZM203 133H204V131H203ZM207 133V132H206ZM212 133V132H211ZM218 133H219V131H218ZM245 133V132H244ZM243 133V134H244ZM247 134H248V132H246ZM251 133V136H252V132H250ZM1 134V133H0ZM6 134L3 136L2 134V138H5V136H6ZM33 133H31V135H32ZM38 134V135H37ZM79 134V135H78ZM84 134V133H83ZM82 134V135H83ZM88 134V133H87ZM93 134H94V131H93ZM112 134V133H111ZM126 134V133H125ZM145 134V135H146ZM166 134H168L167 136H166ZM179 134V133H178ZM201 135H202V132L200 133ZM242 134V135H243ZM253 134H254V131H253ZM259 134V133H258ZM47 135H48V133H47ZM63 135V134H62ZM77 135H78V137H77ZM84 135H86V134H84ZM190 135H192V133L190 134ZM193 135H194V133H193ZM208 135V134H207ZM213 135V134H212ZM215 135H217V132H216V134ZM238 135V134H237ZM256 135V134H255ZM51 136V137H50ZM90 136V135H89ZM95 136V135H94ZM154 136V135H153ZM172 136V135H171ZM177 136V135H176ZM175 136V137H176ZM183 136V135H182ZM195 136V135H194ZM197 136V135H196ZM195 136V137H196ZM199 136V135H198ZM197 136V137H198ZM211 136V135H210ZM249 135H247V137H248ZM260 136V135H259ZM8 137V138H9ZM13 137H15V136H13ZM13 137H11V140L13 139ZM45 138V140H44V138ZM81 137V136H80ZM80 137H79V139H80ZM87 137V136H86ZM96 137V136H95ZM110 137V136H109ZM128 137H129V141H128V144H129V147H130V149L132 150V151H135L136 152V154L138 153V155H141V153H139V152H141V150L139 149V141H140V134L138 133V132H135V131H130V133H129V135H128ZM186 137H188V136H186ZM196 137V138H197ZM208 137V136H207ZM7 137L5 138V141H7V139H8ZM16 138V137H15ZM14 138V139H15ZM17 138L19 139V137L17 136ZM59 138V137H58ZM90 138V137H89ZM92 138V137H91ZM119 138H121V136L119 137ZM153 138V137H152ZM174 138V137H173ZM209 138V137H208ZM207 138V139H208ZM236 138H239V137H236ZM10 139V138H9ZM8 139V144L5 146L4 144H5V141L2 139V141H3V143H2V146L4 145V148L6 147L7 148V146L10 144V140ZM13 139V140H14ZM21 139H19V140H21ZM82 139V138H81ZM85 139V138H84ZM83 139V140H84ZM94 139V138H93ZM93 139H91V141H93ZM154 139V138H153ZM188 139V138H187ZM239 139H241V138H239ZM239 139H236V140H239ZM250 139V138H249ZM252 139V138H251ZM261 138H259V140H260ZM90 139H88V141H89ZM110 140V139H109ZM170 140V139H169ZM184 140V139H183ZM226 140V139H225ZM234 140H235V138H234ZM235 140V141H236ZM245 140H247V138L245 139ZM1 140H0V145H1V142H2ZM66 141V140H65ZM91 141H90V143H91ZM156 141V140H155ZM247 141H249V140H247ZM118 142V141H117ZM127 142V141H126ZM184 142H185V140H184ZM195 142V141H194ZM207 142H208V140H207ZM89 143V144H90ZM152 143V142H151ZM169 143V142H168ZM183 143V142H182ZM186 144H187V142H185ZM206 143V142H205ZM237 143V142H236ZM241 143V142H240ZM250 143V142H249ZM258 143H260L261 144V142H258ZM13 144V142H11V145ZM92 144H94V143H92ZM121 144V143H120ZM145 144V143H144ZM208 144H209V142H208ZM234 144V143H233ZM245 144V143H244ZM243 144V145H244ZM263 144V143H262ZM10 145V146H11ZM18 145H20V147L22 148V146H24L25 145V143H24V145L22 144V142H21V144H18ZM17 145V146H18ZM119 145V144H118ZM173 145V144H172ZM191 145H192V143H191ZM232 145V144H231ZM240 145V144H239ZM256 145H258L257 143H256ZM1 146V149L3 148ZM17 146L15 147L16 148V150H17ZM60 146V145H59ZM92 146V145H91ZM188 146H190L189 145V142H188ZM209 146V145H208ZM213 146V145H212ZM233 146V145H232ZM234 146H237V145H235L234 144ZM248 146V145H247ZM255 146V145H254ZM9 147V146H8ZM20 147H19V149H20ZM25 147V146H24ZM85 147V148H84ZM90 147V146H89ZM88 147V148H89ZM120 147V146H119ZM185 147H186V145H185ZM191 147V146H190ZM189 147V148H190ZM238 147V146H237ZM246 147V146H245ZM259 147H261L262 148V146H260L259 145ZM259 147H258V149H259ZM6 148H5V150H6ZM15 148H14V150H15ZM26 148V147H25ZM24 148V149H25ZM91 148V147H90ZM104 149H105V147H103ZM191 148H193V147H191ZM214 148V147H213ZM236 148V147H235ZM239 148H241V147H239ZM238 148V149H239ZM255 149H256V147H254ZM0 149V150H1ZM7 149H9V148H7ZM95 149V148H94ZM127 149V148H126ZM145 149V148H144ZM184 149V148H183ZM230 149V148H229ZM257 149V151H259ZM4 150V149H3ZM3 150H1L2 152H4ZM10 150V149H9ZM8 150V151H9ZM15 150V151H16ZM28 150H26L27 152H29ZM32 150V151H31ZM65 150H66V148H65ZM125 150V149H124ZM186 150H188V149H186ZM20 151H22V149L20 150ZM19 151V152H20ZM68 151V150H67ZM105 151H106V149H105ZM138 151V152H137ZM183 151V150H182ZM197 151V150H196ZM256 151V150H255ZM263 151V150H262ZM6 152V151H5ZM25 152V150L23 151V153ZM189 152L192 154V150L190 151L189 150ZM220 152V151H219ZM237 152H238V150H237ZM241 152V151H240ZM260 152H261V150H260ZM15 153H16V155H15ZM23 153H18V154H20V157H23V159L25 160V153H24V155L22 156V154ZM69 153H70V151H69ZM75 153H71L72 155L74 154L75 155ZM182 153V152H181ZM189 153V154H190ZM216 153V152H215ZM225 153V152H224ZM255 153V152H254ZM264 153V152H263ZM4 154V153H3ZM3 154L1 155V153H0V155L1 156H3ZM27 154V153H26ZM188 154V155H189ZM196 154V153H195ZM202 154V153H201ZM234 154V153H233ZM69 155V154H68ZM146 155V154H145ZM148 155V154H147ZM183 155H184V153H183ZM182 155V156H183ZM187 155V156H188ZM193 155V154H192ZM221 155V154H220ZM223 155V154H222ZM221 155V156H222ZM255 155H258V154H255ZM262 152H261V157H260V159H263L264 158V156H263V158H262ZM28 156V157H27ZM111 156V155H110ZM127 156V155H126ZM126 156H125V158H126ZM258 156H260V154L258 155ZM18 157V156H17ZM19 157V158H20ZM76 157V156H75ZM86 157V156H85ZM97 157V156H96ZM109 157V156H108ZM123 157V156H122ZM128 157H129V155H128ZM141 157V156H140ZM150 157V156H149ZM163 157V158H162ZM174 157V156H173ZM193 157H194V155H193ZM192 157V158H193ZM240 157V156H239ZM244 157V156H243ZM0 158H3V157H0ZM9 158V159H8ZM16 158V157H15ZM15 158H14V160H15ZM89 157H87V159H88ZM111 158V157H110ZM191 158V159H192ZM206 158V157H205ZM213 158V157H212ZM242 158V157H241ZM254 158V157H253ZM67 159V158H66ZM84 159V158H83ZM86 158H85V160H87ZM106 159V158H105ZM116 159V158H115ZM123 159H124V157H123ZM122 159V160H123ZM128 159V158H127ZM151 159V158H150ZM176 159V158H175ZM190 159V158H189ZM255 159V158H254ZM256 159H258V158H256ZM255 159V160H256ZM1 160V159H0ZM20 160V159H19ZM19 160H17V161H19ZM81 160L82 159H80V162L79 163H82V165H81V169H79V171L81 172H79L80 174H81V184H77L78 186L80 185V187H79V190H80V200H81V203H80V205H81V216L79 217V219L81 220L80 221V223H78V225L79 226H83L84 227V230L86 231V233H85V235H86V238H88L89 240H91L92 242H93V240H95V242L94 243H98V240H97V238H98V235H97V230H96V227H95V224L91 221V220H94V219H91V217H92V212L90 211V209L91 208H89L92 204H90V202H89V195H90V189H89V183H88V181H87V179L89 178V176H88V178L86 177V173L88 172L87 170V168L85 167V164H87V163H84V162H87V161H83V162H81ZM114 160V159H113ZM118 160V159H117ZM161 160V161H162ZM202 160V159H201ZM204 160V159H203ZM218 160V159H217ZM220 160V159H219ZM259 160V159H258ZM258 160H257V163H258ZM16 161V162H17ZM21 161H22V159H21ZM131 161V160H130ZM129 161V162H130ZM162 161V163H164ZM183 161V160H182ZM188 161V160H187ZM194 160H192V162H193ZM2 162H4V161H2ZM1 161H0V164L2 163ZM6 162V161H5ZM4 162V163H5ZM12 164H11V163ZM15 162V163H16ZM99 162V161H98ZM106 162V161H105ZM119 162V161H118ZM118 162H116V163H118ZM125 162V161H124ZM132 162V161H131ZM179 162V161H178ZM241 162H243V161H241ZM7 163V162H6ZM5 163V164H6ZM20 163V162H19ZM26 163V162H25ZM127 163V162H126ZM143 163V162H142ZM166 163L168 164V161H166ZM187 163V162H186ZM216 162H214V164H215ZM4 164V165H5ZM125 164V163H124ZM132 164V163H131ZM185 164V163H184ZM235 164V163H234ZM243 164V163H242ZM246 164V163H245ZM261 166H263L264 167V163L263 162H261ZM4 165H1V166H4ZM12 165V166H13ZM26 165V164H25ZM29 165V164H28ZM105 165V164H104ZM126 165H128V164H126ZM157 165V164H156ZM166 165V164H165ZM191 166H192V164H190ZM189 165V166H190ZM197 165V164H196ZM203 165V164H202ZM226 165V164H225ZM238 165V164H237ZM240 165V164H239ZM253 165V164H252ZM5 166H7V164L5 165ZM4 166V168L1 170V171H4V169H6V167ZM87 166V165H86ZM107 166H109L108 164H107ZM111 166H112V164H111ZM110 166V167H111ZM115 166V165H114ZM122 166H124V165H122ZM132 166V165H131ZM151 166V165H150ZM188 166V167H189ZM191 166H190V168H191ZM201 166V165H200ZM220 166V165H219ZM8 167V166H7ZM14 167H16V166H14ZM16 167V168H17ZM31 167V166H30ZM78 167H80V166H78ZM89 167V166H88ZM93 167V166H92ZM104 167H106V166H104ZM109 167V168H110ZM116 167H118V166H116ZM115 167V168H116ZM138 167V166H137ZM154 167V166H153ZM161 167V166H160ZM178 167V166H177ZM183 167V166H182ZM188 167H187V169H188ZM218 167V166H217ZM233 167V166H232ZM77 168V167H76ZM75 168V169H76ZM130 168V167H129ZM149 168V167H148ZM147 168V169H148ZM159 168V167H158ZM163 168H165V166L163 167ZM190 168L188 169L189 171H190ZM194 168V167H193ZM219 168V167H218ZM222 168V167H221ZM251 168H253V167H251ZM0 169H1V167H0ZM90 169V168H89ZM111 169V168H110ZM127 169V168H126ZM215 169V168H214ZM7 171H8V169H6ZM30 170V169H29ZM66 170V169H65ZM116 170H118V168L116 169ZM130 170H131V168H130ZM133 170H134V168H133ZM132 170V171H133ZM191 170H193L192 168H191ZM200 170V169H199ZM218 170V169H217ZM233 170V169H232ZM243 170V169H242ZM247 170V169H246ZM0 171V172H1ZM87 171V172H86ZM102 171V170H101ZM108 171V170H107ZM122 171V170H121ZM145 171V170H144ZM155 171V170H154ZM163 171V170H162ZM194 171V170H193ZM227 171H228V169H227ZM235 171V170H234ZM239 171V170H238ZM16 172V171H15ZM109 172V171H108ZM117 172V171H116ZM115 172V173H116ZM120 172V171H119ZM128 172V171H127ZM140 172V171H139ZM147 172V171H146ZM146 172H144V173H146ZM170 172V171H169ZM187 172V171H186ZM192 172V171H191ZM243 172V171H242ZM3 173H5V172H3ZM13 173V172H12ZM17 173V172H16ZM103 173H104V171H103ZM151 173V172H150ZM164 173H166V171L164 172ZM163 173V174H164ZM179 173V172H178ZM187 173H189V172H187ZM206 173V172H205ZM222 173V172H221ZM236 173V172H235ZM244 173V172H243ZM246 173V172H245ZM252 173V172H251ZM261 173V172H260ZM259 173V174H260ZM7 174V173H6ZM17 174V175H18ZM102 174V173H101ZM111 175L112 174H114V171H113V173L111 172L110 173ZM129 174V173H128ZM135 174V173H134ZM171 174V173H170ZM194 174V176L196 175L195 173H193ZM233 174V173H232ZM247 174V173H246ZM262 174V173H261ZM16 175V176H17ZM78 175V174H77ZM96 175V174H95ZM104 175H105V173H104ZM119 175V174H118ZM150 175V174H149ZM148 175V176H149ZM162 175V174H161ZM161 175H160V177H161ZM204 175V174H203ZM228 175V174H227ZM264 175V174H263ZM66 176V177H65ZM80 176V175H79ZM144 176H145V174H144ZM147 176V175H146ZM170 176V175H169ZM188 176V175H187ZM244 176V175H243ZM253 176V175H252ZM11 177V176H10ZM17 177H19V176H17ZM119 177V176H118ZM120 177H121V172H120ZM159 177V176H158ZM167 177V176H166ZM195 177H197V176H195ZM194 177V178H195ZM217 177V176H216ZM215 177V178H216ZM231 177V176H230ZM250 177V176H249ZM256 177H257V175H256ZM263 177V179H264V176H262L261 175V178ZM112 178H114V177H112ZM129 178V177H128ZM130 178H132V177H130ZM151 178V177H150ZM252 178V177H251ZM258 178V177H257ZM261 178H260V181H261ZM115 179V178H114ZM121 180H122V177L120 178ZM145 179V178H144ZM146 179H147V177H146ZM163 179V178H162ZM173 179V178H172ZM186 179V178H185ZM196 179V178H195ZM211 179V178H210ZM245 179V178H244ZM259 179V178H258ZM13 180V179H12ZM78 180H79V178H78ZM100 180V179H99ZM111 180V179H110ZM118 180V179H117ZM124 180V179H123ZM149 181H150V179H148ZM168 180H169V178H168ZM207 180V179H206ZM236 180V179H235ZM250 180V179H249ZM106 181V180H105ZM108 181V180H107ZM140 181V180H139ZM161 181V180H160ZM174 181H176V180H174ZM178 181H179V179H178ZM189 181V180H188ZM224 181V180H223ZM241 181H242V179H241ZM246 181V180H245ZM252 181H253V178H252ZM256 181H257V179H256ZM260 181H258V182H260ZM14 182V181H13ZM97 182V181H96ZM115 182H116V179H115ZM144 182H146V183H150V182H148V181H145L144 180ZM157 182V181H156ZM173 182V181H172ZM196 182H197V179H196ZM199 182V181H198ZM231 182V181H230ZM57 183L58 184H60V185H63V187H59L60 185H57ZM103 183H105V182H103ZM120 183H123V182H120ZM130 183V182H129ZM166 183V182H165ZM195 183V182H194ZM205 183V182H204ZM208 183V182H207ZM211 183V182H210ZM224 183V182H223ZM242 183V182H241ZM243 183L245 184V182L243 181ZM261 183H264V182H261ZM260 183V184H261ZM114 184V183H113ZM117 184V183H116ZM116 184H115V186H116ZM126 184V183H125ZM153 184V183H152ZM174 184H176L175 182H174ZM191 184V183H190ZM209 184V183H208ZM237 184V183H236ZM243 184V185H244ZM251 184H253V183H251ZM259 184V185H260ZM76 185V186H77ZM100 185V184H99ZM112 185V184H111ZM127 185V184H126ZM136 185V184H135ZM144 185L145 184H143V186L142 187H144ZM171 185V184H170ZM201 185V184H200ZM225 185V184H224ZM239 185H240V183H239ZM238 185V186H239ZM246 185V184H245ZM69 186V185H68ZM114 186V187H115ZM119 187H120V184L118 185ZM134 186V185H133ZM150 186V185H149ZM158 186V185H157ZM173 186V185H172ZM191 186V185H190ZM192 186H194V184L192 185ZM234 186V185H233ZM240 186H242V184L240 185ZM264 186V185H263ZM11 187V186H10ZM100 187V186H99ZM103 187V186H102ZM113 187V186H112ZM128 187V186H127ZM147 187V186H146ZM169 187V186H168ZM194 187H196V186H194ZM207 187V186H206ZM214 187V186H213ZM249 187V186H248ZM254 187V186H253ZM260 187V186H259ZM262 187V186H261ZM118 188V187H117ZM116 188V189H117ZM122 188V187H121ZM120 188V189H121ZM132 188V187H131ZM148 188H150V187H148ZM173 188V187H172ZM193 187H191V189H192ZM237 188V187H236ZM240 188H242V187H240ZM263 189H264V187H262ZM99 189H101V188H99ZM115 189V188H114ZM147 189V188H146ZM156 189V188H155ZM207 189V188H206ZM209 189V188H208ZM212 189V188H211ZM243 189H245V188H243ZM246 189H247V187H246ZM258 189V188H257ZM261 189V188H260ZM78 190V191H79ZM102 190H104V189H102ZM119 190V189H118ZM143 190H144V188H143ZM149 191L151 190V189H148ZM223 190V189H222ZM251 190V189H250ZM188 191H189V188H188ZM192 191V190H191ZM195 191V190H194ZM237 191H238V189H237ZM244 191V190H243ZM255 192L257 191V190H254ZM122 192V191H121ZM126 192H127V190H126ZM138 192V191H137ZM145 192V191H144ZM151 192V191H150ZM193 192V191H192ZM196 192V191H195ZM198 192H199V190H198ZM208 192V191H207ZM229 192V191H228ZM232 192V191H231ZM230 192V193H231ZM251 192V191H250ZM262 192V191H261ZM123 193V192H122ZM147 193H148V191H147ZM166 193V192H165ZM189 193V192H188ZM209 193V192H208ZM218 193V192H217ZM244 193V192H243ZM245 193H246V191H245ZM263 194H264V192H262ZM118 194V193H117ZM119 194H121V193H119ZM125 194V193H124ZM146 194V193H145ZM148 194H150V193H148ZM171 194V193H170ZM194 194V193H193ZM200 194V193H199ZM223 194V193H222ZM237 194V193H236ZM250 194V193H249ZM254 194H256V193H254ZM173 195V194H172ZM180 195V194H179ZM185 195V194H184ZM204 195V194H203ZM202 195V196H203ZM213 195V194H212ZM248 194H246V196H247ZM257 195L258 196H262V194L260 193V194H258V192H257ZM150 196V195H149ZM171 196V195H170ZM220 196V195H219ZM219 196H218V199H219ZM222 196V195H221ZM220 196V197H221ZM228 196V195H227ZM235 196V195H234ZM253 196V195H252ZM257 196V197H258ZM118 197V196H117ZM116 197V198H117ZM121 197V196H120ZM126 197V196H125ZM145 197H147V195H145ZM152 197V196H151ZM175 197V196H174ZM201 197V196H200ZM251 197V196H250ZM250 197H248V198H250ZM255 198H256V196H254ZM148 198V197H147ZM155 198V197H154ZM169 198V197H168ZM222 198V197H221ZM246 199V198H245ZM79 200V201H80ZM120 200V199H119ZM185 200V199H184ZM192 200V199H191ZM206 200V199H205ZM220 200H222V199H220ZM226 200H228V199H226ZM253 200V199H252ZM11 202V203H10ZM76 202V201H75ZM120 202V201H119ZM166 202H167V199H166ZM187 202V201H186ZM189 202V201H188ZM237 202H238V200H237ZM249 202V201H248ZM254 202V204L252 203V209L254 210V212H255V214H257V215H260L261 216V214H263L264 215V196H262V197H260V198H258L257 200H255V201H253ZM30 203H32L33 204V202H30ZM73 203V202H72ZM118 203V202H117ZM124 203V202H123ZM135 203V202H134ZM154 203V202H153ZM160 203V202H159ZM222 203V202H221ZM220 203V204H221ZM225 203H227V202H225ZM27 204V203H26ZM109 204V203H108ZM118 204H120V203H118ZM197 204V203H196ZM122 205H124V204H122L121 203V206ZM150 205V204H149ZM189 205V204H188ZM223 205V204H222ZM9 206V207H10ZM108 206V205H107ZM121 206H117V207H121ZM151 206V205H150ZM184 206V205H183ZM209 206V205H208ZM208 206H206V207H208ZM248 206V205H247ZM92 207V206H91ZM96 208L95 209H97L95 212H96V215H97V217H98V219L100 220V219H102V218H104L105 217V215H104V213L103 212H105V208H104V205L102 204L101 206L99 205V206H95ZM160 207V206H159ZM223 207V206H222ZM249 207V206H248ZM80 208V207H79ZM110 208V207H109ZM239 208V207H238ZM26 209V208H25ZM117 209V208H116ZM207 209V208H206ZM217 209V208H216ZM237 209V208H236ZM249 209V208H248ZM251 209V208H250ZM250 209H249V211H250ZM5 210V209H4ZM8 210V209H7ZM93 210V209H92ZM140 210V209H139ZM146 210V209H145ZM191 210V209H190ZM201 210V209H200ZM221 210V209H220ZM225 210V209H224ZM229 210H231V209H229ZM240 210V209H239ZM238 210V211H239ZM9 211V210H8ZM66 211V210H65ZM114 211V210H113ZM120 211V210H119ZM127 211V210H126ZM167 211V210H166ZM217 211V210H216ZM25 212V213H24ZM107 212V211H106ZM129 212V211H128ZM190 212H192V211H190ZM208 212V211H207ZM222 212V211H221ZM231 212H232V210H231ZM241 212V211H240ZM239 212V213H240ZM94 213V212H93ZM148 213H149V211H148ZM188 213V212H187ZM186 213V214H187ZM214 213V215L216 214L215 212H213ZM219 213V212H218ZM250 213V215L247 217L248 218V221H250V219H249V217L251 216V211L249 212ZM95 214V213H94ZM121 214V213H120ZM129 214V213H128ZM145 214H147V213H145ZM152 214V213H151ZM212 214V213H211ZM231 214H233V213H231ZM241 214V213H240ZM3 215V214H2ZM19 215H21L20 217H19ZM130 215V214H129ZM148 215V214H147ZM195 215V214H194ZM202 215H206V214H202ZM209 215V214H208ZM263 215H262V217H263ZM157 216V215H156ZM161 216V215H160ZM196 216V215H195ZM218 216V215H217ZM216 216V217H217ZM121 217V216H120ZM130 217V216H129ZM144 217H145V215H144ZM150 217V216H149ZM192 217V216H191ZM206 217V216H205ZM204 217V218H205ZM210 217V216H209ZM259 217V216H258ZM9 218V217H8ZM93 218V217H92ZM142 218V217H141ZM145 218H147V217H145ZM144 218V219H145ZM211 218V217H210ZM215 218V217H214ZM214 218H211V219H214ZM240 218H243V216L242 217H240ZM245 218H246V216H245ZM251 218V217H250ZM264 218V217H263ZM1 219V218H0ZM121 219V218H120ZM124 219H126V215H124ZM139 219V218H138ZM143 219V220H144ZM148 219V218H147ZM150 219V218H149ZM211 219H209V220H211ZM217 219V218H216ZM253 219V218H252ZM153 220H154V217H153ZM152 219H151V222H153L154 223V221H153ZM165 220V219H164ZM163 220V221H164ZM240 220V219H239ZM245 219L243 218V221H244ZM120 221V220H119ZM118 221V222H119ZM131 221H134V220H131ZM145 221V220H144ZM231 221H233V220H231ZM242 221V220H241ZM242 221V222H243ZM245 221H247V220H245ZM248 221L247 222H245V223H248ZM252 221V220H251ZM124 222V221H123ZM204 222V221H203ZM203 222H202V224H203ZM262 222H264V221H262ZM122 223V222H121ZM136 223V222H135ZM143 223V222H142ZM146 223V222H145ZM212 223V222H211ZM211 223L209 224V226L211 225ZM222 223V222H221ZM244 223V224H245ZM250 223V222H249ZM107 224V223H106ZM129 224V223H128ZM160 224V223H159ZM218 224V223H217ZM108 225V224H107ZM117 225V224H116ZM133 225V224H132ZM144 226H145V224H143ZM192 225H195V224H192ZM215 225V224H214ZM243 225V224H242ZM4 226V227H3ZM113 226V225H112ZM122 226V225H121ZM128 226V225H127ZM130 226V225H129ZM155 226V225H154ZM158 226H160V225H158ZM163 226V225H162ZM162 226L160 227V228H162ZM245 226H246V224H245ZM244 226V227H245ZM114 227V226H113ZM156 227V226H155ZM154 227V228H155ZM179 227V226H178ZM191 227V226H190ZM195 227V226H194ZM205 227V226H204ZM212 227V226H211ZM247 227V230H248V226H246ZM251 227V226H250ZM103 228V227H102ZM112 228V227H111ZM123 228V227H122ZM124 228L126 229V231H127V229L129 228V227H125L124 226ZM131 228V227H130ZM165 228V227H164ZM218 228V227H217ZM230 228V227H229ZM241 228V227H240ZM258 228L260 229V233H261V231H264V223H261L259 226H258ZM116 229V228H115ZM157 230L159 229V228H156ZM170 229V228H169ZM197 229V228H196ZM129 230V229H128ZM143 230H145V228L143 229ZM155 229H153V231H154ZM163 230V229H162ZM208 230V229H207ZM251 230V229H250ZM132 231V230H131ZM135 231V230H134ZM165 232H166V230H164ZM176 231H177V229H176ZM188 231V230H187ZM209 231V230H208ZM123 232V231H122ZM212 232V231H211ZM214 232V231H213ZM223 232V231H222ZM230 232H232V231H230ZM241 232V231H240ZM250 232H252V231H250ZM99 233V232H98ZM125 233V232H124ZM140 233V232H139ZM155 233H157V231L155 230ZM194 233H195V231H194ZM217 233V232H216ZM238 233H239V231H238ZM127 234V233H126ZM154 234V233H153ZM170 234V233H169ZM186 234V233H185ZM213 234V233H212ZM241 234V233H240ZM252 234V233H251ZM254 234V233H253ZM120 235V232H112V233H110L109 235H108V238L110 239V238H113V237H115V236H119ZM140 235V234H139ZM142 235H144V233L142 234ZM243 235H244V233H243ZM137 236V235H136ZM155 236H157V235H155ZM160 236V235H159ZM240 236V235H239ZM250 236V235H249ZM10 236H8L7 238H9ZM12 237V236H11ZM158 237V236H157ZM156 237V239H158V238H160V237H158L157 238ZM180 237V236H179ZM257 237V236H256ZM16 238V237H15ZM85 238V237H84ZM120 238V237H119ZM143 238V237H142ZM144 238H145V236H144ZM152 238V237H151ZM194 238V237H193ZM234 238V237H233ZM249 238H251V236L249 237ZM87 239V240H88ZM104 239V238H103ZM103 239H101V241L103 240ZM164 240H165V238H163ZM221 239H223V238H221ZM237 239V238H236ZM30 240V239H29ZM96 240H97V242H96ZM106 240V239H105ZM108 240V239H107ZM113 240V239H112ZM128 240V239H127ZM151 240V239H150ZM149 240V241H150ZM190 240V239H189ZM251 240V239H250ZM249 240V241H250ZM154 241V240H153ZM172 241V240H171ZM170 241V242H171ZM216 241V240H215ZM227 241V240H226ZM246 241V240H245ZM244 240L242 241V242H245ZM145 242V241H144ZM152 242V241H151ZM159 242V241H158ZM158 242H156L155 244H157ZM166 242H168V241H165L164 243H166ZM177 242V241H176ZM230 242V241H229ZM248 242V241H247ZM253 242V241H252ZM252 242L250 241V243L252 244ZM46 243V242H45ZM108 243V242H107ZM150 243V242H149ZM152 243H154V242H152ZM164 243H163V246H164ZM214 243V242H213ZM235 243V242H234ZM263 243V242H262ZM4 244V243H3ZM25 244H27V242H21L20 243V246H21V248L22 247H25L24 245ZM29 244V243H28ZM130 244H132V243H130ZM162 244V243H161ZM169 244V243H168ZM167 244V245H168ZM208 244V243H207ZM236 244V243H235ZM237 244H238V242H237ZM236 244V245H237ZM245 244H246V242H245ZM248 244L249 243H247V246H248ZM254 244V243H253ZM91 245V244H90ZM97 245V244H96ZM104 245V244H103ZM125 245H126V243H125ZM129 245V244H128ZM133 245H135V244H133ZM143 245H145V244H143ZM159 245V244H158ZM171 245V244H170ZM198 245V244H197ZM235 245V246H236ZM241 245H242V243H241ZM1 246V245H0ZM8 246V245H7ZM6 246V247H7ZM29 246V245H28ZM112 246H114V245H112ZM137 246V245H136ZM139 246H141V245H139ZM138 246V247H139ZM247 246H244V247H247ZM5 247V248H6ZM106 247V246H105ZM146 247H148V246H146ZM145 247V249L146 250H148V251H150V249H147ZM149 247H150V245H149ZM154 247H155V245H154ZM164 247H166V246H164ZM204 247V246H203ZM226 247V246H225ZM241 247H243V246H241ZM251 247V246H250ZM86 248H87V246H86ZM90 248V247H89ZM144 248V247H143ZM188 248H189V246H188V244L187 245H183L182 247H180V251H181V254L182 255H186V253L188 252ZM248 248V247H247ZM91 249H93V246H92V248ZM90 249V250H91ZM104 249V248H103ZM109 249H111V248H109ZM160 249H162V248H159V250ZM165 249V248H164ZM229 249V248H228ZM234 249V248H233ZM238 249V248H237ZM240 249V248H239ZM89 250V249H88ZM107 250V249H106ZM153 250H155V248L153 249ZM166 250V249H165ZM164 250V251H165ZM169 250V249H168ZM221 250V249H220ZM232 250V249H231ZM248 250V249H247ZM83 251V250H82ZM111 251H112V249H111ZM130 251V250H129ZM132 251H133V249H132ZM135 251V250H134ZM171 251L172 250H170V252H168L169 254L171 253ZM190 251V250H189ZM211 251V250H210ZM242 251V250H241ZM113 252V251H112ZM111 252V253H112ZM120 252V251H119ZM142 252V251H141ZM156 252V251H155ZM166 253H167V251H165ZM164 252V253H165ZM173 252V251H172ZM206 252H207V250H206ZM262 252H263V250H262ZM74 253V252H73ZM89 257L87 258V260H86V263L85 264H94V262L92 263L91 262V260H90V255L91 254H89V251H86L85 252ZM118 253V252H117ZM147 253V252H146ZM149 253V252H148ZM151 253V252H150ZM165 253V254H166ZM225 253V252H224ZM231 253V252H230ZM229 253V254H230ZM235 253V252H234ZM247 253V252H246ZM249 253V252H248ZM247 253V254H248ZM258 253V252H257ZM4 254V253H3ZM23 254V255H24ZM93 254V253H92ZM169 254H167V255H169ZM173 255H174V253H172ZM196 254V253H195ZM211 255L212 254H215V253H213V252H211L210 253ZM252 254H253V252H252ZM251 254V255H252ZM261 254V253H260ZM48 255V254H47ZM109 255V254H108ZM107 255V256H108ZM113 255V254H112ZM181 255V256H182ZM211 255H210V259H211ZM225 255V254H224ZM227 255V254H226ZM250 254H248V256H249ZM110 256H111V254H110ZM150 256H153V255H150ZM170 256V255H169ZM216 256V255H215ZM133 257V256H132ZM149 257V256H148ZM147 257V258H148ZM174 257L175 258H177V256H175L174 255ZM212 257H213V255H212ZM224 257V256H223ZM252 257V256H251ZM260 257V256H259ZM52 258V257H51ZM99 258V257H98ZM170 258H171V256H170ZM185 257H183V259H184ZM218 258V257H217ZM221 258V257H220ZM230 258H231V256H230ZM50 259V258H49ZM110 258H108V260H109ZM123 259V258H122ZM152 259V258H151ZM154 259V258H153ZM152 259V260H153ZM165 259V258H164ZM163 259V260H164ZM173 259V258H172ZM215 259V258H214ZM219 259V258H218ZM226 259H229V257L228 258H226ZM235 259V258H234ZM237 259V258H236ZM235 259V260H236ZM256 259V258H255ZM108 260H106V261H108ZM124 260V259H123ZM203 260V259H202ZM212 260V259H211ZM233 260L232 259V262L234 261L236 264H248L249 262H248V258H246V259H244V258H238V260ZM254 260V259H253ZM7 261V260H6ZM31 261H32V263H31ZM79 261V260H78ZM112 261V260H111ZM126 261V260H125ZM132 261V260H131ZM228 261V260H227ZM231 261V259L229 260V262ZM250 261H251V259H250ZM50 262V261H49ZM179 262V261H178ZM187 262V261H186ZM189 262V261H188ZM188 262H187V264H188ZM193 262H195V260L193 261ZM218 262H219V260H218ZM220 262H222V263H220ZM219 262V264H223V261H220ZM225 262V261H224ZM233 262V263H234ZM253 262V261H252ZM251 262V264H253ZM108 264L110 263V262H107ZM111 263H114V262H111ZM142 263H143V261H142ZM156 263H157V261H156ZM155 263V264H156ZM161 264L163 263L162 261L160 262ZM211 264H214V263H212V262H210ZM228 263V262H227ZM234 263V264H235ZM255 263V262H254ZM257 263H262V262H260V261H258ZM1 264H3V263H1ZM158 264V263H157ZM164 264H166V262L164 263ZM168 264H170V263H168ZM179 264H185V263H182L181 261H180V263ZM209 264V263H208ZM225 264H226V262H225ZM232 264V263H231ZM263 264H264V262H263Z\"/></svg>",
    "mask_w": 264,
    "mask_h": 264
}]
</instances>
